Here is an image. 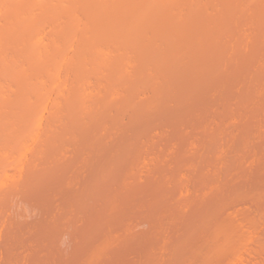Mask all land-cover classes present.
<instances>
[{"label":"rangeland","instance_id":"1","mask_svg":"<svg viewBox=\"0 0 264 264\" xmlns=\"http://www.w3.org/2000/svg\"><path fill=\"white\" fill-rule=\"evenodd\" d=\"M63 1H64V3H63L64 5L61 3ZM100 1H102V0H100ZM103 1L105 2L104 8L102 6L99 8L98 7L99 5L96 6L98 3L96 0H76V1L74 0L73 2H71L70 0H61V2H58V0H57V2L62 5V6L60 5L61 7H58L59 5H57L56 3H55L56 5H55L54 2H51L52 4H50L47 7V9H45L49 13L50 17L52 16L50 13L53 12V10H56L58 8H59L58 12H56L58 14H59V12H62V11H59V10H61L60 8H62V10H65V7H67L66 9L68 10V11H66V10L63 11L59 15L55 13L57 15V17L55 15L56 19L53 18L52 21L50 20L52 17L49 18L47 16L48 14L46 15L44 13L45 10L43 13L45 14V16H47V18H44V21H42L43 20L42 19L43 14H41V12H40L38 17H39V19L40 18L42 19V20L41 19L40 20L42 21L43 28L46 31L45 32V34H46L45 39L47 40V47L46 46H44V47L48 48V50L50 52H48L47 55H45V57L40 62L34 63L32 60V62L27 64V68H28L27 70L28 71L26 70V72H25L27 74V76L25 74L27 79L32 80V78H33V80H35V81L39 80V76L42 73L43 74L45 73L44 70L47 69L48 65L55 63L56 60H58L59 58L61 60L63 59L64 55H62V54H64V52H62V51L66 50L65 51V57L66 58L71 57L70 54H73L76 51L75 54H73V57H71L72 59H74L73 61L71 58L70 59L67 58L68 60H71V61H68V63L69 62L70 63L75 62V64H76L77 60L79 61V59L81 60L82 58H84V61L87 63V64L85 63V65H88V63H89V65L90 64L92 65L93 63L98 61L97 58L98 59L100 58L98 56L102 55V52L104 51L103 49H105V48H102L103 51L100 49L101 50V51H99L100 54L98 53V49L100 47H107L106 49H108V46H110L112 49L110 51V53L113 51L114 54H117L114 56V58L112 57L113 53H111V54L109 53L110 55L108 54L112 62L107 61L108 64L106 66V63L105 64L100 63V61H101V58H100L99 63L101 65V67L99 66V64L98 65L94 64V65L98 66V68L96 66L95 67L98 69L99 72L92 70L95 72L91 73V75H89L87 73L88 77L84 76V77H86L84 79V81L81 80L82 78H80L81 82H83L85 84V87L87 86L86 89L89 86L90 89L95 88V91H97L96 87L100 86L99 88L97 87L99 91L94 92V95H93V97L96 96L97 98L94 97L95 98L94 99L92 97L91 99H89V102H90V100L94 99L97 103L99 102L98 104H102V100H104L107 95L111 96V93L114 90V86L112 85V87H110V89H109V86H110L109 83H111V82L108 80L111 79V81H112L113 78H110V77H114V78H115V76L117 77V74H116L118 72L117 70H121L122 68L124 69V71L122 70V72H124V73L121 72L120 77L122 78V75H123V78H125L124 77L125 73H126L125 76H127V77L129 76V74H131L130 78L135 79V82H134L135 85L134 84L133 85L136 88L132 86V82L134 80H132L130 83L129 79L125 78L123 80V78L121 79L120 77H118L120 79L115 78L119 81L116 80L117 82H115V83L113 82L112 84H114L115 86L116 85L120 86V87L117 86L119 90H120V88L122 89V90H120V94L116 90V87H115V91H117L118 95H120V96L113 97V100H112L113 104L110 103L111 106H110V104H108L109 101L108 102L106 101L107 102L106 104L104 103L105 106H107V107H105L102 104L103 105L102 107H104V108L101 107L100 109H98V112L100 111V116L98 115L99 117H101V116L104 117L106 115L105 112H108V111L110 112L109 114H111V113L114 114L115 112L113 110H115L116 105L119 104L117 102H120L122 104V101L124 99L127 100V97H128L127 95L131 96V97H129V98H131V99H129V102H130V100L134 101V102H132L133 106L130 105L133 108L132 109L133 112H134L135 106H137V107H135L136 110L139 107L137 105V103H139V105L143 103L142 105L146 106L147 102L150 103L149 100L152 98L153 95L157 94V99H160L161 97L164 99L165 96L167 98H169L170 97L169 95H171V96L173 95V97H174V94L176 96V93L170 94L171 91H168L169 92V94H168L165 91H167V88H168V90H171V88H169V86L172 85V87H173L176 84L178 86L175 85V88H172V91L174 90V92H177V91H175V89H177L178 87H180V85H182L184 83H182V82H180V80L176 79L178 76L177 75L176 78H173L175 76L172 77V79H174L172 82L175 84H171V81L168 82V80H170L169 77H168V80H164V79H167V76H165L166 78H164L163 75L164 74L168 75L167 74L168 72L170 73L169 75H172L173 73L170 72V70L168 71V69L169 68L171 69V67H170L171 64L173 65L174 63H176V61H178L180 59L186 61V62L185 61L183 62L184 64L182 63L183 64L182 66H187V67L189 66L190 70L187 69V71H192L190 73H192L191 76H192L193 81L190 82L191 79L189 76V78L188 77L187 78H188V80L190 79V81H189L190 83L189 82H185V83L188 84V86L189 85L191 86V83H194V84H192L194 89H191L193 87H188V88H190V90H194V91L196 89V91L194 92L195 94L192 93L193 91L191 93L189 92L190 94H193V96H192L193 98L189 97L191 99L190 101H189V99H187L188 101L186 103L181 104L182 98L179 101V98H180L179 92L181 91V93H180L181 97H184V96H182V89L180 88L181 90H179V92H177L178 94L176 97L178 101H176V100L171 101L172 97L169 98V100L171 99L170 101L167 98H165L166 100L164 99V101H166V103L165 102L162 103V101H163V100H161L162 98L160 100H158L157 102L155 101L154 106L157 105L156 109H158V110L156 112V109L153 108L154 106L152 107V109H154L156 114L153 113L154 111L152 112L150 105H149V108L147 110H146L147 106L144 107L145 109H143V107L141 106L143 110H146L148 112L147 113L145 111L147 113L146 115L148 118V119L147 118L145 119L146 122L150 121L151 117H154L151 119L150 122H148L149 124L146 123L145 120L143 121L144 127L146 128V126H147L148 131H150L151 133L148 135L149 132H147V129H146V131H145L146 136H143L145 134L144 133L142 135V137L144 140L147 138V135H148L149 139L147 138V140H145V141L140 139L141 142L138 139L140 136H138L136 139L132 140V142L131 141L126 142L127 141L126 138L128 136H130L131 134L136 133L137 130L139 129V127L135 128L133 123L137 122V120H139L138 115H139V117L141 115V113L139 114V112H143V110L142 111L141 110L140 111L135 110V115L138 113L135 116L132 112H129L131 108H128V107H130V106L127 104L128 106L126 107V105H125L126 103H124V101H123L125 108H123L124 110L121 109V111L122 112L124 111V112L122 113L121 111L117 110V112L119 111L118 112L119 114H117L118 116L116 114H114V115L117 118L120 115L119 119L121 120V123L123 121H127L128 123L123 122L122 127H120L121 124L118 126L114 122H112L113 117L115 118V116L110 117L111 121L109 120V118L106 119V117L109 116L107 113V116H105V118H103L104 121H102V119L100 118L102 123L101 124L99 123V124L101 126L97 125L98 126L97 128L96 127L91 128L93 130L90 129L89 130L90 132L87 130L88 132L85 135V143H84V141H83V143L81 141V144H85L84 145L85 149L83 148L80 150L79 147L81 146V144H80V146H78L79 145L78 144L77 145L78 147H76V145L74 147V145L71 146V143H70L71 149L70 148L67 150L64 149L63 151L60 150L62 152V155L57 152L59 155V158H58V155L56 156L55 155L56 153L54 152L55 158L53 157V159H56V161H57V158L59 160L60 157L63 156V154H64L63 152H66L64 154L65 158L61 157L62 161H57V162H59L58 164H61V168H59V165L56 166V167H58V169L56 168L57 170L62 169L63 171L59 170L61 172H58V175H56L57 172L55 173V171H51V172H53L52 175L55 174V177L54 178L51 177L52 180L49 177L48 178L51 181H53V180L54 181L49 182L50 183L49 184L48 179L47 180L45 179V181H47L46 183L48 185L47 186L45 183V186H46L45 189L46 190H44V186H43L44 183L40 185L41 182L40 181L37 182V180H38L37 176H36L37 177L36 180H34V179H32L34 181L31 180L33 183H29L30 182L29 177H31L30 174L32 172V169H33L32 173L35 174V172H36L35 170H37L36 169L37 165L40 163V165L43 166L45 163H47L44 161L50 160V157H51L50 154L53 153V151H52V153L49 154L50 156L47 157L48 154L46 155L43 152L45 154V156L43 154L40 156L39 152L42 153V150H44V149L46 150L48 148V146H47L48 143L46 141L43 142L44 137H41L42 143H40L39 142L40 139H38V141L36 142V145H33L35 147L33 149V151H31V152L27 151L28 153H26V156H29V157H27L28 159L26 160V156H25L26 163H25L24 158L22 160V162L24 161L25 164L24 163L23 164L26 167L24 165H22V166H24L26 169L23 168L24 171L21 170L22 171L21 176H19V173H21V172L18 171V175L16 174L18 177L16 176L15 179L13 178V180H15V181L17 180L16 182H18V183L12 182L13 180H7V181H10V182H8L9 186L12 184L16 185V188L18 190H20L18 187H23V188H21L20 193L17 189H15V192H14V190H12L13 188H15V186H13V188L10 186L11 190H9V188H8V190L12 191L14 193V195L12 192H9V197H11V198L8 197L9 198L8 199L7 198L8 194L5 197V194H6L5 191H7L8 184L4 185L2 188L0 187L1 188L0 189V198H1L0 199V255L2 256V258L4 257L2 262H1L2 258L0 259V264H2V263L3 264H56V263L57 264L58 263L74 264L75 262H78V259L82 258L81 256H83V255L85 256V259H84V261H85L86 259H88V256L90 254L91 256L88 259V262L87 261L85 262V264H89V260H91V257L93 256L94 250L97 249L94 246L97 244L99 245V243H95V242L97 240L99 241V239L101 240V238H103V237L104 238L102 240L107 241L108 243L106 242L107 244L105 246V245H103V242H102V245L108 249L105 248L107 251L105 250L102 254L99 255L98 258L100 260L97 258V263L99 260L100 264H186L185 261H187L188 264H203V263H205V264H264V171H263L264 165L262 166V164L264 163V159H262V156L264 158V155H262L264 153V92H262V91H264V90H262V89H264V0H161V1L159 0L158 2H162V1L164 2L163 7L162 6L160 7V3L155 5L156 3H154V2L155 1L157 2V0H155V1L153 0L154 2L152 0L151 1L149 0L150 3L154 4V6L157 9L153 5H149L147 0H103ZM101 4L103 5V3H101ZM48 8L51 10L50 12H49ZM153 8H155V9H153ZM79 9H82L81 12H78ZM14 10H16V8ZM14 10L12 8V11H10V12L14 13ZM76 11L79 13V15H78V13H77V15L73 14V12L76 13ZM10 12H8V14ZM13 15H16V14H13ZM78 16H80V17H78ZM11 17H13V19L15 21L16 20L15 17H17V16H11ZM11 17L8 16L6 18L10 19ZM73 18H77V19L72 21ZM46 19H48L52 23V25L50 24L51 26H53V24L55 26L50 28L49 27L50 25H48V23H47L48 20L46 21L47 24L44 23ZM19 20H20V18H19ZM76 20L77 21L79 20L78 21V22H80L79 26H77L78 23H76ZM134 20H136V21H134ZM18 21H16V24L19 23ZM64 21L67 24L70 22L76 23L77 24L76 25L77 26L76 27L77 32H75L76 30L74 31V33L72 31L73 34L68 32L69 35L63 33L62 34L63 36H61V37L59 35H57V34H59L57 29H58V27H61L62 24H64ZM133 21L135 22L136 25L134 23H131ZM137 21H140L141 23L137 22ZM12 24H13V21H12ZM123 24L124 25L129 24L126 27L128 29H130L131 31L132 30L134 31V29H135V32L131 33V31H128L126 29V27H124L125 29L122 28L123 31L119 30L120 33L118 32L119 33V34H117L118 36H115L116 31L114 30L115 31L114 34L111 31L118 26L120 27V25L123 27L124 26ZM130 25H131V28L129 27ZM71 26H72V24H71ZM132 26H133V28H132ZM54 27L55 28L57 27V29H54ZM63 27L65 28V26H63ZM73 28L75 29V27H73ZM59 29H61V28H59ZM54 30H56L57 32ZM70 30H72L71 27H70ZM62 31L63 30H61V33H62ZM56 35H57V37H56ZM55 37L56 38L60 37V38L58 40V39H55ZM62 37H63V39H62ZM51 39H52L51 44L54 43V45H55V44L59 43V45H56V47H53V44H52V47H51V44H50ZM46 40H45V42H46ZM15 41L18 44L20 43L18 40H15ZM136 41H138V43ZM13 43H15V42H13ZM68 44H70V45H68ZM71 44H72V46H71ZM75 44H76V50L74 51L69 46L73 47V46H75ZM10 45H12V44H10ZM10 45L9 46L7 45V47H10V48H6L8 51L9 50L11 51ZM67 45H68V47H67ZM152 46H154V47L150 49V47H152ZM12 47H13V49L14 48L16 49L18 46L17 47L12 46ZM156 47L159 48L161 51L158 49L154 50V48L156 49ZM45 48H42L43 51ZM51 48H52V50H50ZM68 48L70 49V52H71L70 54L67 50ZM113 48L115 51L113 50ZM59 49H60V52H59ZM71 49L73 50V53H72ZM109 50H107V51H109ZM52 51H55V53H53ZM156 51H158V52H156ZM44 52H46V49ZM155 52H156V54H155ZM56 53H58V55ZM104 53H105V51L103 52V55H104ZM68 54L70 56H66ZM103 55L101 57H103ZM96 56H97V58H95ZM109 57L107 60H110ZM89 58H90V60H93V61L96 60V61L93 63H90L91 61L89 60ZM145 58H148V59L146 60ZM85 59H88V60H85ZM127 60L128 61L131 60V65H130V61L128 63ZM220 60L222 63L221 66H218L220 64L216 65L215 63L220 62ZM126 61H127V64H126ZM79 62L81 63V61H79ZM73 64H70V65L72 66ZM214 64L216 66H218V69L214 68V66H215ZM64 65H65V63H64ZM70 65H68V66H70ZM109 65H110V67H109ZM124 65H130V66H127V68L130 70H128L126 68V70H127V72H126ZM176 65H177V67L175 69L172 68L171 71L173 70V72H174V70H175V72H178L177 74H182L181 71H184L186 68L183 67L184 69H181L182 66H180L179 67L180 70H179V69H177L179 64L176 63ZM176 65H174V66H176ZM77 66H79V65L77 64ZM174 66H172V67H174ZM212 66L216 70H214L212 68ZM63 67H66V66H63ZM102 67H103V69H101ZM114 67L119 68V69H115L116 70L115 71ZM210 67L212 68V71L208 72V70L211 69ZM34 68L36 69V71L32 72V70ZM66 68H63V74H62L63 77L66 78L65 76L67 74L65 75V73H68V75H67L68 80L67 81L69 83H70V81L74 82V83L73 82L70 83V86L72 88L68 85V90L70 89L69 91L67 90V97H68L69 95H72L73 91L78 90V88L80 90V88H83V87H80V86L76 87L77 83H75V82H77V80H78V82H80L79 79L76 78L77 76L75 75L78 73L79 69L78 70H76V69L79 67H74L75 70H73V73H74L75 79H74V77H72L73 74L71 73L72 72L71 67L68 69H66ZM105 69L108 70L107 73L108 72L110 73V75L108 76L109 78H107L104 75V74H107V73H104L106 71ZM140 69L142 70V73L140 72L141 71ZM253 69H254L255 73L252 75V72H254ZM213 70H214V72H213ZM220 70H222V71H220ZM102 71H104V72H102ZM111 71L112 72L114 71V73H112V75H111ZM179 71L181 73H179ZM28 72H29V75H28ZM97 72H98V74H101V75H98ZM129 72H132L133 74L129 73ZM206 72H208V73H206ZM138 73H141V75H139L136 78L134 76V74L138 75ZM151 73H153V74L157 73V75L154 76ZM161 73H163V74H161ZM205 73H206V76H204L205 78L203 77V80H202L201 78ZM183 74H184V72H183ZM69 75L71 76L70 78H69ZM31 76H33V77L31 78ZM41 76L43 77V75H41ZM102 76H105L108 80ZM144 76H146V77H144ZM35 77L38 79L36 80ZM42 77H40V78H42ZM63 77L61 79L65 80V79H63ZM132 77H134V78H132ZM161 77H163V78H161ZM212 77H214V78H212ZM71 78H72V80H71ZM143 78L148 79V82L146 80V84H145V81L143 80ZM187 78H185L186 81H187ZM199 79H201V80H199ZM97 80L98 81L101 80L100 83L103 84L102 87H101V84ZM175 80H176V82H178V83L180 82V83L177 84L176 82H174ZM197 80L202 81V83L197 81ZM48 81H50V80H48ZM96 81H97V83H96ZM123 81L128 83V84L124 83L125 85H127L126 87H125V85L122 84ZM141 81L144 82V85L140 84V83H142ZM63 82H65V81H63ZM81 82H80V84L78 83V85H81ZM197 82H199L200 85H197L196 84ZM246 82H247V85H246ZM48 83L49 82H47V84ZM243 83H244V85H243ZM46 85L44 88H46L45 93L46 92L47 93H46V96L44 97L45 98L44 100H46L47 97L49 95H51V93L53 92L51 90L52 87H50L52 85H50V84H49L50 86L47 85L48 88L46 87ZM73 85H75L74 86L75 88H73ZM136 85L137 86L139 85L138 86L139 88H137ZM158 85H159V87H161V88L163 87L164 89H166L165 91H163V88L161 89V91L165 92L166 94H163L161 91H160L161 93L158 92L160 90L159 88H157ZM241 85H243V86H241ZM239 87H241V88H239ZM100 88H102V89H100ZM134 88L136 89L135 91H134ZM156 88L159 90H156ZM111 89H113V90H111ZM127 89L129 91H127ZM234 89H236L237 92ZM257 89H259L258 92H256ZM260 89H261V91H260ZM13 90L15 91L16 87H14V89H12L11 91L9 90L10 94L7 92L8 96H6L7 97L6 100H9V102L13 100V97H14L13 92H12ZM47 90L48 91L51 90L50 91L51 93L48 92ZM186 90H189V89L184 90V88H183V91H186ZM115 91L113 92L114 94L112 96L117 94ZM130 91L131 92L134 91L132 93L133 95H131V93H129ZM11 92H12V94H11ZM68 92L70 94H68ZM99 92L101 94H99ZM108 92H109V94H108ZM125 92H127V93H125ZM230 92H235V93L233 96H231L233 93L230 94ZM186 93L188 94V92H186ZM186 93H185V96H186V98H188ZM225 93L228 95V97L231 96L230 100H228L229 98H225V101L227 99L228 102H225L223 100ZM123 94H124V96H127V97L124 98ZM167 94H168V96H167ZM9 95L12 96L11 100H10ZM183 95H184V92H183ZM110 96H107V97H110ZM112 96H111V98H112ZM158 96H160V98ZM120 99H121V101H120ZM152 99H154V98H152ZM173 99H175V97ZM14 100H15V98H14ZM94 100H93V102H94ZM135 101H137V102H135ZM138 101H140V102H138ZM220 101H222V102H220ZM248 101H249V103H248ZM6 102L7 103L5 104V107H7V104H9L8 101H6ZM168 102H169V104H168ZM177 102H180V104ZM224 102H225V104H223ZM244 102H245V104H244ZM246 102H247V105H246ZM115 103H117V104H115ZM153 103L151 105H153ZM156 103H158V104H156ZM166 104L169 105V107L167 108V110L164 109L165 111L163 112L162 111L163 109H161V108H165ZM108 105L110 107H108ZM244 105H246V106H244ZM63 106L65 107L66 103ZM63 106L62 105H60V106L55 105L53 107V105H51V107L50 106L48 107V109L49 108H51V109H49L48 111H45L44 116L46 117V119H44V122H45L44 125L47 124L46 125L47 128H48V125H52V124H49V121H51V117L53 115H55V113H58V111L60 112V110L63 109V108L62 109H60V108ZM112 106L113 107L115 106V108L113 109ZM141 107H139V108L141 109ZM160 111H162V112H160ZM101 112L102 113L104 112L105 115L103 116ZM150 112H152L153 114L151 113L152 114L151 115ZM158 112H160V113H158ZM127 113L128 114L130 113V115H134L133 118L130 115L127 116ZM121 117L123 119H121ZM105 120H107L108 122ZM120 120H119V122H120ZM130 120H132V121H130ZM103 123L105 124V127L102 126ZM107 123H110V126L114 123L115 127L114 126L112 128L110 126L107 127L109 125ZM139 123L140 122H137V123H135V125L136 124L139 125ZM150 124H151V129L149 130ZM19 125L20 124H18L17 127L14 125L15 126V128L13 127L14 131H16V129L19 128ZM44 125H43V128L46 127ZM130 125H132L134 128V129L132 128V131L130 130L131 129ZM138 125H136V126H138ZM228 125H229V128L227 129ZM116 126H118V128H116ZM205 126H207V128H205ZM100 127H102V128H100ZM106 127H107V129L110 128L109 131L106 129ZM126 127H128V128H126ZM13 128H12V130H13ZM24 128H25V126H24ZM24 128L22 127L19 130H17V132L19 131L17 133V137L20 134V132H22V130ZM47 128H45V129H47ZM120 128H121V130H120ZM248 128L252 129L253 132H250V129H248ZM98 129L99 130L103 129L101 131L102 132L101 134L103 136H106L105 138L110 141V145H111L113 150L109 147L110 145H107V142H109V141L106 142L104 140V142H106L105 144L108 146L109 149H111V151H114L116 149L113 146H117V148L119 147L122 150V148L125 146L124 144L129 143V145L127 144V146H125V150H124L125 152L122 150L125 154L130 153L128 155V157H127V155H126V157H122V155L125 156V154L122 151L121 152L118 151L115 154L116 156H113L115 159V160L113 159L115 161L114 162L115 166H113L114 168L112 167L111 171H110V169L108 171H106L104 173V175H97L96 174L98 164H101L100 163L101 160L99 162V158H102V157H100V154L98 156L97 155L98 153L96 154L95 152H93L91 150V145H90L91 132L93 131V133L95 134V132L96 133L99 132ZM116 129H119V130H116ZM223 129H225V130H223ZM254 129H255V131H254ZM257 129H258V131H256ZM104 130H106V131L104 132ZM122 130H124V131L122 132ZM247 130H249L250 133L247 132ZM107 131L109 132L108 134L112 133V134H114V136L112 134L108 136V134H106ZM111 131L116 132V133H113ZM125 131L128 133H126ZM223 131H224V133H222ZM245 131L250 136L246 135ZM259 131H260V133H259ZM119 132H121V133H119ZM14 133H15L14 134V136H15L16 132H14ZM117 133L122 135V136L118 135ZM254 133L255 134L257 133L258 135L260 134V136H261V133H263L262 138L259 137L260 139L258 138L259 140H256L257 139L256 136H258V135L257 134L254 135ZM97 134L100 135V132ZM219 134H220V136H219ZM228 134H229V136H228ZM252 134L255 136V138H254L255 142H253L254 140L251 138V137H254V136H252ZM102 135L100 136L101 138H103ZM226 135L228 136V139L230 136L233 138L236 137L239 139V140L236 139V141H237L236 142L235 138H234V142L233 141L231 142V144L236 142L235 145L233 144L234 147L236 146V148H234V147H233V149L226 148V150L227 149L231 150V152H233L236 149L235 150L236 153L233 152L235 157L237 156L236 155L237 153H239V155H240V157H239L240 160L238 158L237 159L238 161H237L234 158V160H236L237 162L234 161L236 169L232 168L233 171L232 170L230 171L229 168L228 169L226 168V166L224 165L226 163H223V161L221 162V160H225V159H226V161L230 160V158L227 159L228 157L227 158L225 157V159H222V156L224 158L225 153L220 154V157H218V159H216V160H215V157L212 156L213 154H211V153H213V150L216 147H218V145H219L218 148H221L220 145L224 141H225L224 143L227 142V136ZM224 136H226L225 139L223 138ZM247 136H248V138H247ZM214 137H215V139H214ZM216 137H218L217 140L223 138L224 141L222 139V142H220L221 141L220 140L219 141L220 144L219 143L217 144L216 143L217 142ZM249 137L251 138V140H250L251 142L249 141L251 144L248 143L250 146L246 145V142L249 140ZM19 138H20V136H19ZM120 138H121V140H120ZM123 138H125L126 141H124ZM233 138H231V139L233 140ZM110 139H112V141ZM118 139L120 140V142L118 141L119 143H117V142L115 143L114 141L115 140L117 141ZM127 139H129V138H127ZM137 139H138V142L136 141ZM204 139H206V141L211 139L209 141L210 144H209V142L207 143L206 141L203 142ZM231 139H229V140L231 141ZM14 140H16V139H14ZM211 141L213 142V144H211L212 143ZM230 141H228V142H230ZM17 142H19V140ZM21 142H23L22 139H21ZM21 142L17 143L16 146L14 145L15 147H12V150L9 149L11 152L14 151L13 155L15 154V151L17 152V150H19L20 146H18V145L21 144ZM38 142H39V144H38ZM142 142H144V143H142ZM214 142L216 143V145ZM120 143H122V145ZM130 143L131 144L135 143L132 146V149L134 148L133 150L131 149ZM13 144H16V143H13ZM41 144L43 146L46 145L47 148L44 147V149H42V147H40V146H42ZM113 144H116V145H113ZM258 144H259V147H256V146H258ZM207 145L208 146L210 145V146L208 147ZM213 145L215 147H213V149L211 148L209 150L211 152H208V150L205 152L206 148L208 149ZM226 145L225 146L221 145V146H223V148H224V147H226ZM128 146L130 147V150H128V148H127ZM251 146H253V147H251ZM36 147L39 149V151ZM65 147L68 148L67 145ZM249 147L253 148L252 153H250L251 150ZM126 148L128 150L127 152H126ZM30 150H32V149H30ZM35 150H37L38 153ZM226 150H224V151H226ZM253 150H255V153L259 152L258 155H257V153L255 154ZM67 151H68V153L69 152L70 153L68 154ZM227 151H226V154H228ZM11 152L8 154V156H10ZM207 152L210 153V155ZM228 152L230 154V151H228ZM33 153H34V155H33ZM71 154H72V156H71ZM120 154H122V155H120ZM202 154H206V155H202ZM253 154H254V156H253ZM13 155L11 154L12 160L14 157ZM199 155L205 157V159H206L205 164L203 162L204 157H202L201 160H199L201 157V156L199 157ZM255 155H257V156H255ZM32 156H34L33 159H32ZM36 156H38V157H36ZM120 156H121V158H123V161H122V159L121 160L118 159ZM190 156H192L191 157L192 159H190ZM196 156H198V157H196ZM209 156H212V158H211L212 161L210 160ZM226 156H228V155H226ZM68 157L71 158L70 159L71 161H69L71 163H72L73 157H74V159H76V161L73 160V161H75L73 163L74 165L67 162L69 159H66V158H68ZM207 157L209 158V160H207L208 159ZM5 158H6V161H3V160H5ZM11 158L4 157V159H2L3 162L2 161H0V162H2V163L6 162V164H7V162H8L7 159L10 160ZM188 158L190 160L185 165L183 163V161H185V159H186V162H187ZM194 158H195V160H194ZM196 158L199 161H196ZM53 159H52V161H53ZM241 159H244V161L243 160L241 161ZM262 160H263V163H262ZM41 161H43L44 164ZM64 161H66L68 163V164L64 163V166H65V164H66V166H70L69 164H71L72 166H75L74 168L71 166L73 171L70 167H68L69 168L68 169L65 166L68 169L67 170L64 166H62L63 163H61V162H64ZM194 161H196V163L200 162L199 165L195 164ZM206 161H208V162L214 161V164L215 163L216 164L213 165L214 167H211L212 165L210 166L209 163ZM10 162H11V160L8 163H10ZM54 162H55V160H54ZM54 162H52V164H50L48 161V163L50 165L47 164L46 167L48 168V166H51V169L53 168L54 170H56L54 168V165H53ZM220 162H221V164L223 163L222 164L223 167L220 166L221 164L218 165V163H220ZM31 163H32L31 168L28 169V166ZM121 163L123 164V166L121 165ZM133 164L136 165L137 167L135 166L136 167L135 168ZM242 164H244L243 167L241 166ZM40 165H39V167H41ZM120 165H121V167H120ZM193 165H195L196 167L194 166L195 168L192 169L191 166H193ZM198 166H199L200 170L198 169V171H196L195 169L198 168ZM200 166H201V168H200ZM215 166H216V168H215ZM217 166H219L220 168L222 167L221 168L222 170L225 169L224 172L220 171V172H223V173H220L219 172L220 169L218 168L219 169L218 170ZM62 167H64V169ZM244 167H245V169L247 168L249 170L247 171V169L246 170L243 169ZM47 168L44 170H47ZM91 168H92V171H91ZM204 168L206 170L205 172L202 171V170H204ZM209 168H212L211 169L212 171H210ZM213 168H214V170H213ZM237 168H240V171L244 170L243 173L238 171L239 169H237ZM260 168H262V169H260ZM38 169H42V167L38 168ZM216 169L218 171L215 173ZM230 169H231V167H230ZM241 169H243V170H241ZM250 169H251L253 175L256 172V175H255L256 177L252 175ZM207 170H209V171H207ZM126 171L127 172L132 171V173L134 172L135 174L133 173L132 176L130 174L131 178H129L130 176L128 175L129 176L128 177L129 179H128L126 174H129V172L125 173ZM137 171H138V174H137L138 176L136 178L135 176H136ZM47 172H50V171H47ZM73 172H74V175H72ZM210 172L212 174L215 173L214 175H217L216 177L221 176V178L224 176H227L226 174L228 173V176L223 178V181H221L222 185H221V183H219L221 186V187L219 186L220 188L217 186L219 184H216V186L218 187V188H216V191L212 188L213 186L215 188V183L212 186V185H209L208 182H210L209 180H211L212 178L213 179L214 178L218 179V178H216L214 175L212 176V174H208ZM218 172H219V174H218ZM231 172H233L234 174L236 172L237 173L239 172V173L238 174L236 173L237 175L235 176V179H234L233 178L234 174ZM61 173H63V174H61ZM68 173H69V175H68ZM244 173H245V176H243V177L246 179H244L242 177V175H244ZM247 173H248V175L250 173V175L248 176L249 178L253 176L252 178H250L251 181L255 182L253 180L254 178H255V180H257L256 184L250 182L249 178L247 177ZM81 174L84 178L81 176ZM201 174H202V176H201ZM220 174H222L223 176ZM64 175H65V177H64ZM75 175L77 176V178ZM22 176H23V178H22ZM26 176L28 178L27 181H29L28 182L29 184L27 182H25ZM80 176L82 177L83 180L80 179L81 178ZM124 176H126V178L128 180H126L124 178ZM209 176L211 178L208 180ZM78 177H80V178H78ZM200 177H201V180H199ZM241 177L244 180L240 179ZM21 178H22V180H20ZM91 178H92V180H91ZM132 178H133V180H132ZM56 179H58V180H56ZM123 179H125V180L122 181ZM23 180H25V181L23 182ZM41 180H43V179H41ZM80 180H82V181H80ZM157 180H160V181H157ZM198 180H199V182L202 180L203 181L200 182L201 183L200 184L198 182ZM232 180H235V181L232 182ZM245 180H247V182L249 181L250 183L249 182L247 183ZM20 181H21V183H25V184L23 186H21ZM35 181L37 183H35ZM75 181L77 183L76 184L77 186L74 184ZM131 181L133 182V184ZM154 181H157V182H154ZM215 181L217 183L219 182L217 180H215ZM80 182L82 184L79 185ZM123 182H125V183H123ZM224 182H227L226 186H228V183H230L229 185H231V186H228L229 188L226 187L228 189V191H226V192L224 191V188H222L223 186H225L223 184ZM66 183L67 184L72 183L71 186L69 184L68 188L72 187V189H75L76 192L72 191V189L68 191ZM91 183L95 184V185L92 186ZM164 183L167 184L168 187L170 186V188H168L167 185H165L167 188L165 186H163ZM198 183H199L200 187L197 185ZM34 184H35V186H34ZM51 184H53V185H51ZM154 184L158 185L159 188H161V187L163 188L162 190L161 189L160 190L165 191V192H163L164 195H162V196H164V198H166V196H167V195L165 196V193L167 194L168 189H169L168 192L170 190L172 191V193L171 192H170V194L168 193V197H169L168 202H170V204L167 202L166 199H163L161 201V199L163 198L161 196H158L159 198L158 197L157 198L152 197V193L153 194L155 193L153 191H157L156 187H153V189L156 188L155 190L150 188V186H153ZM204 184H208V186H212L211 188L213 189V191L210 190L211 188L208 189L210 191V192H208L209 194L205 193L206 191L205 192L202 191V190H207V189H205ZM232 184H233V187L236 186L238 188L235 189V187H234V189H233ZM241 184H242V186H241ZM36 185H37V187H36ZM81 185H85V187H84L85 190L88 186L87 190L89 192L87 190L86 191L84 190L85 192H83V190L79 189L80 187H83ZM250 185H253V186H250ZM5 186H7V187H5ZM78 186H79V188H77ZM89 186H90V188H89ZM91 186L93 188H91ZM31 187L33 188V190H27V188L32 189ZM38 187H40V188L38 189ZM53 187H54V189L57 187L56 188L57 191L54 190ZM130 187H132L130 190L136 192L134 194V192L131 191L132 193H130V194H133L131 196L128 193ZM201 187H203L204 189ZM245 187H246V189H245ZM254 187H256V188L251 189ZM24 188L26 190L25 193H24V191H25ZM36 188L38 189V191ZM63 188L64 189L67 188L66 191H68V192H65V190H63L67 196L65 195L64 192L61 193L62 190L61 191L59 190V189H63ZM76 188L79 190L77 191ZM199 188H201L202 190ZM140 189H142V190H140ZM164 189H167V190H164ZM195 189L201 190L202 192L200 193V191L198 192ZM227 189H225V190H227ZM230 189L231 190L233 189V192ZM1 190L4 191L5 194ZM22 190H24V191H22ZM39 190H41V191H39ZM42 190H44L45 193H43ZM49 190H50V194L48 195ZM52 190H54L56 192V194H55V192H52L53 194L51 195ZM137 190H140L139 193H141V194H139L137 192ZM160 190L157 192H161ZM243 190H244V192H243ZM247 190L249 192L252 191V193L250 192L251 194H255L253 192V191H255L256 193H258L259 196L257 194H255L256 196L253 195L254 197L251 196L252 198H250V197H248V195L250 196L251 194L249 193L247 195L246 194ZM256 190H258V191H256ZM29 191H31L33 193L29 194ZM119 191H120V193H119L120 198L118 199L119 201L117 203V206H115V208H114L115 212L116 213L118 212L117 213L118 216L116 215V213H114L115 215L111 214L114 217L110 216L108 218L112 217L115 219V216H117V217L122 216V217L120 219L116 218V220L111 218L112 221H110V219H108V220H106L107 223L105 224V222H106V221H104L105 216H103L104 218L101 217V219H100L99 217H97L96 211L97 210L99 211V209L101 208L100 206L103 205V202H102L103 198L110 196L112 194H115L116 192L118 193ZM147 191H149V192H147ZM27 192H28V194H27ZM40 192H41V194H40ZM80 192H82L81 193L82 198H81ZM203 192L205 193L204 195H202ZM142 193H144L143 195H145V193H146V195L148 194L147 196H144L145 198H147L148 196L149 197L147 199H145L144 197H141V200H139L138 197L140 195H142ZM216 193L220 196H217ZM223 193H224V196L221 195ZM230 193H231V196H230ZM240 193H241V195H238ZM11 194H12V196H11ZM21 194H22V196L24 194H26V195H24V197H21V196H19ZM36 194H38V195H36ZM92 194H95L96 197H94V195H92ZM128 194L130 197L128 196ZM172 194H173V196L176 195V197L175 196H174L175 198L171 197ZM195 194H199L200 197L197 196L198 197L197 198ZM226 194L227 195L229 194L228 199H226V197H228V196H226ZM243 194L246 195L247 199H243L244 198ZM28 195H30L31 197L33 196L34 200L30 196H29L30 199H29V197L27 198ZM44 195L46 197V202H45ZM59 195H60V197H59ZM63 195H65V197H63ZM78 195H80V197ZM35 196L36 197L38 196V197L36 198ZM156 196H157V193H156ZM235 196L237 198L239 197L238 199H241V200L240 201L238 200V202L234 201L235 203L233 201L228 203V200H232L231 198H233V197L235 199L236 198ZM241 196H243V198ZM12 197H13V199H12ZM15 197L18 200L15 199ZM47 197H49V198H47ZM61 197H63L64 199ZM150 197L152 199H154V201L151 200L152 203L153 202L156 203V201L162 202V204H161L162 207L159 206V204H158V206H155L153 208V206L155 204L154 205L151 204V202H150L151 198ZM201 197H203V198L205 197V198L201 199ZM218 197L219 198L225 197L224 199L222 198L223 201L226 200L225 205L223 204L224 202L219 200ZM258 197H260V198L258 199ZM5 198H7V199H5ZM51 198L53 201L50 200ZM126 198H127V200H126ZM249 198H250V200H253L252 202H254V204H252L251 201L248 200ZM20 199L22 201H20ZM72 199H74V200H72ZM75 199H76L77 203H74ZM89 199H91L92 201ZM143 199H145V200L142 201ZM174 199H176V200L174 201ZM192 199L197 200V201L192 202ZM199 199H200V201H199ZM255 199L257 200V204H256ZM6 200H9V202ZM13 200H14V202L16 201V203H15L16 205H14ZM78 200H79V202H78ZM164 200H165V203L163 202ZM180 200H181V202L186 201V203L183 202L181 205V202H178ZM189 200H191L190 202H192L193 204L188 203ZM235 200H237V199H235ZM4 201H5L6 205L4 204ZM49 201H51L53 205H51V203H49ZM56 201H58V202H56ZM62 201H63V203L65 201L66 202L63 204ZM67 201H68V203H67ZM172 201L174 202V204ZM219 201H221V202H219ZM258 201H261V202L258 203ZM262 201H263V203H262ZM19 202H20V205H19ZM39 202L41 203V206H42V202H45V203H43L44 205L41 207L39 205ZM144 202H146V203H144ZM171 202H172V204H171ZM200 202L202 204H200ZM87 203H89V204H87ZM178 203H180V205H181L180 210L182 209V213H180V211L179 212L177 211L178 208L180 207ZM217 203L218 204L221 203V204L217 207L216 206ZM9 204H10V206H9ZM21 204H22V206H25V205L28 206L27 208L25 207L24 211L26 209L27 210L31 209L29 214H25L27 212V210L25 213H24V211H22ZM47 204L50 206H48ZM70 204H71V206H70ZM83 204L87 207L83 206ZM96 204H98V206L94 208V206H96ZM167 204H169L170 206ZM186 204H188V205H186ZM258 204H259V208H260L259 210H258V207H256ZM17 205L21 209L17 208ZM57 205H58V207H57ZM36 206H39V207H36ZM45 206L47 207V209ZM260 206H262V207H260ZM157 207L162 208V209L169 207L170 210H171V208H174L175 210L173 209V211L171 210V212L175 213V214H173L170 217L168 215V213L170 214L171 212L169 211L168 213L165 214L167 219L165 218V220H164L165 222H163V220H161L162 216L160 218V216L158 215V212H157V211H160V209H158V210L155 209ZM176 207H177V209H176ZM38 208H40V209H38ZM58 208H59V210H58ZM65 208H66V210H65ZM71 208H73V209L76 208V209H74V210H77L75 212L76 213L79 212V213L76 214L75 212H73L74 210ZM214 208H217V211H216V209L214 210ZM37 209H38V212H37ZM52 209H55V210H52ZM9 210L10 211L13 210L12 211L13 213H11ZM33 210H35V211H33ZM68 210H69V212H68ZM154 210H156V212ZM166 210H168V209H166ZM257 210L259 212H257ZM40 211H41V213H40ZM50 211H53L55 214L53 216L58 217V218H54L53 216H51L53 214V212L51 213ZM152 211L155 213H153ZM163 211L164 210H162V212ZM31 212H32V214H31ZM9 213H10V215H9ZM73 213H75L76 215ZM95 213H96V217H95ZM119 213H120V215H119ZM176 213H177V215L178 214H180V215L177 216ZM24 214L26 217L24 216ZM36 214L37 215L39 214V215L37 216ZM41 214H42L44 219L41 218L42 217ZM49 214H50V216H48ZM28 215H30V216L28 217ZM35 215H36V218H35ZM83 215H85V219H84ZM157 215H158L159 219L157 218ZM165 215H163V216L165 217ZM167 215H168V217H167ZM174 215L176 218L174 217ZM22 217L23 218L25 217L26 220H25V218L23 219ZM50 217H51V219H50ZM169 217L171 218V222H170ZM172 217H174V218H172ZM208 217H210V218H208ZM48 218H49V220H48ZM64 218H66V220ZM89 218L92 220V222H90ZM168 218H169V220H168ZM13 219H14V221H13ZM36 219H37V221H36ZM38 219H40V220H38ZM60 219H62V220H60ZM81 219L85 221V222L83 221L84 224H82ZM106 219H107V217H106ZM173 219H174V221H173ZM20 220L22 222L24 221V223H21ZM46 220L49 222H47ZM99 220H100V222H99ZM41 223L42 224L44 223L43 224L44 226L43 225L41 226ZM101 223H102V225H101ZM14 224H15V227H14ZM30 224L32 225L31 226L32 231H31ZM49 224H52V225H49ZM18 225L19 226L21 225L22 227L21 226L19 227ZM65 226H66V228H65ZM99 226H100V228H99ZM44 227L49 229V230L45 229V231L47 230L48 232L47 231L45 232L44 229L42 232V228H44ZM92 227L94 229H97V228L98 229L94 230ZM16 228H19V229L16 230ZM52 228H54V229H52ZM221 228L223 229L222 233L225 231L230 233V237L227 240H225L226 242L223 243L225 245L223 250H220V251L218 250L219 252H217V250H216L215 253H214V251H211V252H213L212 254H210L211 252H209L207 254L202 253V256L200 258L203 260H201L200 258H197L199 255H196L197 259H194L195 255L192 256L193 253L196 252L194 250L198 251V248L202 245V242H204V240L205 241L207 240L205 238L207 236V233L212 232L215 229H219L221 231ZM91 229H93V230H91ZM224 229H225V231H224ZM75 230L77 231L78 234L76 233ZM219 230L218 231L215 230V231L217 233L219 232L221 234V232ZM19 231H21V232L19 233ZM52 231H55V232H52ZM91 231H93V233L97 232L96 235L92 233V235H91L92 237H91L90 236ZM207 231H209V232H207ZM49 232H51V233L49 234ZM63 232H65V233L63 234ZM14 234H16L15 235L16 237H14ZM97 234H99V235H97ZM220 234H219V236H220ZM2 235H3V237H1ZM17 235L21 238L17 237ZM45 236L47 237V239H46L47 244L45 242L44 243L41 242L42 240L44 241ZM221 236H220V238H221ZM8 237H11V238H8ZM82 238H84V239H82ZM222 238H223V236H222ZM9 239H11V240L9 241ZM19 239L21 241H19ZM104 239H107V240H104ZM70 240H72V241H70ZM58 241H59V243H58ZM221 241H222V239L218 243H220ZM17 242L19 243L18 245L16 244ZM11 245L14 246L13 249H12L13 246H11ZM57 246L59 247V249ZM15 247L16 248L19 247V248H17V250H16ZM20 248H22V249H20ZM5 249H6V252H5ZM14 250H16V251H14ZM144 250L148 254H146ZM59 251H60V253L62 251V253H64V254L61 253L62 254L61 255L59 253ZM140 251H142V252L140 253ZM149 252H150V255H149ZM14 253H15V255H14ZM75 253H76V255H73L75 257H72V254H75ZM142 253L144 254V255H142L143 258L141 257ZM191 253H192V255H191ZM194 254H198V252H196ZM208 254H210V255H208ZM3 255H5V256H3ZM16 255H18V259H17ZM187 255H188V257H187ZM204 255H206V258H202ZM11 256H12V260L10 259ZM147 256L149 258L150 257L151 258L149 259ZM189 257L191 258L190 260L187 259ZM10 260L15 262V263L11 262ZM195 260H197V262L199 260V263H195ZM19 261H20V263H19Z\"/></svg>","mask_w":264,"mask_h":264},{"label":"bare ground","instance_id":"2","mask_svg":"<svg viewBox=\"0 0 264 264\" xmlns=\"http://www.w3.org/2000/svg\"><path fill=\"white\" fill-rule=\"evenodd\" d=\"M71 2H73L74 0H70ZM76 1V0H75ZM98 3H97V5L96 6H98L99 8L102 6L103 8L105 7V2L102 0V1H98V0H96ZM151 1V0H150ZM150 1L149 0H147V2L149 3V5H153L154 6V4H151L150 3ZM153 1V0H152ZM155 1V0H154ZM153 1V2H154ZM159 0H157V2H158ZM161 1V0H160ZM51 2H54V4L56 3L57 5H59L58 7H61L62 5L60 4V3H58V2H61V0L59 1L58 0V2H57V0H0V161H2V159H4V157H9V158H11V154L13 155V153H14V151L13 152H11L10 150H12V147H15L16 145H17V143H20L21 142V139H22V141L23 142H21V144H19L18 146H20V148H19V150H17V152L15 151V154L12 156L13 157V160H12V158L10 159L11 160V162L10 163H8L10 160H8L7 159V164H6V162H4V163H2L3 161H6V158H5V160H3L2 162H0L1 164H0V187L2 188L4 185H6V184H8V182H10V181H7V180H13V178L15 179V177L18 175V171L19 172H21V173H19V176H21L22 175V171H24L23 170V168L24 169H26L25 167V163H26V160L28 159L27 157H29V156H26V153H28L27 151H33V149L35 148L33 145H36V142L38 141V139H40L39 140V142L40 143H42V138L41 137H44V139H43V142L44 141H46L48 144H47V146H48V148H47V146L45 145V146H43L42 144V146H40V147H42V149H44V147H46L47 149V151L44 149V150H42L41 148V150H42V153L41 152H39V154H40V156L43 154L44 156H45V154L47 155V157L48 156H50L51 155V157H50V160H48L49 161V163L52 161V159H53V157L55 158V156H54V154L57 156L58 155V153L59 154H61L62 155V152L61 151H63L64 149H69L72 145H74V147H75V145H76V147H78V146H80V144H81V141H82V143H83V141H84V143H85V135L87 134V132L91 129V128H94V127H98L97 125H100L101 123H102V121H104L103 120V118H105V116H107V113H108V117H106V119H108L109 118V120L111 121V118L110 117H113V116H115L114 114H119L118 112L119 111H121V109H123V108H125L124 107V103H126L125 105H126V107L129 105H132V102H134V101H132V100H130V102H129V99H131V98H129V97H131V96H129V95H127V96H124V94H123V97L125 98V97H127V100L126 99H124L123 101H124V103H123V101H122V104L120 103V102H117V103H119L118 105H116V109L115 110H113L114 108H115V106L113 107L112 106V110L115 112L114 114L113 113H111V114H109L110 112L108 111V112H105V114H104V112L102 113V115L104 116V117H99L100 116V111L98 112V109H100L103 105L105 106V104L108 102V104H110V103H112V100H113V97H115V96H120V95H118V92H119V94H120V90H122L121 88H120V90L118 89V87H120V86H118V85H114V84H112L113 82L115 83V82H117V81H119V80H117V79H120L121 77V72H122V70L124 71V69L122 68L121 70H117L118 72L116 73L117 74V77L115 76V78H117V79H115L114 77H110V78H113L112 79V81H111V79L110 80H108L107 78H109L108 76L110 75V73L108 72L107 73V71L108 70H104V71H102V72H104V73H107V74H104L105 76H102V77H105L108 81H110L111 83H109V89H110V87H112V85L114 86V90L113 89H111V90H113L112 91V93H111V96L114 94L113 92L115 91V87H116V90L118 91H115L117 94H115L114 96H112V98H111V96L110 95H107V96H110V97H107L106 95V97H105V99L104 100H102V104H98L94 99V97H96V96H94L93 97V95H94V92H97V91H99L98 90V88L100 87H96V90L97 91H95V88L93 89L92 87V89H90L89 88V86H88V88L86 89V87H85V84L83 83V82H81V80H83L84 81V79L86 78V77H88V75H87V73L89 74V75H91V73H94L95 71H98V66H96V65H98L99 64V66L101 67V65H100V63H103V64H105L106 63V66H107V61H111V59H110V57H109V55L111 54V53H113V51L110 53V51L112 50L111 49V47L110 46H108V49H106L107 47H100L99 49H98V53H99V51H101L102 50V48H105V49H103L104 51H105V53H104V55H103V52H102V55H103V57H101L102 55H99L98 53V57H100L101 58V61H100V63H99V60H100V58L98 59L97 58V56L95 57V58H97V60L98 61H93V60H90V58H89V60L91 61L90 63H93V62H95V63H93L92 65L90 64L89 65V63H88V65H85V61H84V58H82L81 60L79 59V61H81V63L77 60H75L76 61V64H75V62H69L68 63V61H71V60H68L67 58H71V57H73V54H75V50H76V44H75V46H73V47H71L72 46V44L74 43H72L71 44V46H69L70 48H72L75 52L73 53V50L71 49V51H72V53L73 54H70L71 52H70V49L68 48L67 50H68V52H69V54L71 55V57H65V51H62V52H64V54H62V55H64L63 56V59L61 60L60 58L58 59V60H56V62L55 63H53V64H51V65H48V67H47V69H45L44 71H45V73L43 74H41V75H43V77L40 75L39 76V80H37L38 78H36V80L37 81H35V80H33V76H31V78H32V80L31 79H27V74L25 73L26 72V70L28 69L27 68V64H29L30 62H32V60H33V62L34 63H38V62H40L44 57H45V55H47V53L48 52H50L49 50H48V48H45L44 46H46L47 47V40L45 39L46 37H45V29L43 28V25H42V21H44V18H47V16L49 17V18H51L50 20L52 21V19L53 18H55V15L56 14H58V13H56V12H58V9H56V10H53V12H51L50 14L52 15L51 17H50V15H49V13L47 12V10H45V9H47V7L50 5V4H52ZM146 2V3H147ZM156 1L154 2V3H156L155 5H157V4H159L160 3V7L162 6L163 7V5H164V2L162 1V2H158L157 3ZM62 4L64 3V1L63 2H61ZM101 3H103V5L101 4ZM55 4V5H56ZM101 4V5H100ZM145 4V3H144ZM61 5V6H60ZM64 5V4H63ZM146 6V5H145ZM148 6V5H147ZM57 7V6H56ZM155 7V6H154ZM12 8H13V10L16 8V10H14V13H11L10 11H12ZM50 8V7H49ZM48 8V9H49ZM67 7H65V10L66 11H68L67 9H66ZM149 8V7H148ZM156 8V7H155ZM155 8H153V9H155ZM11 9V10H10ZM61 10H59V11H65V10H62V8H60ZM150 9V8H149ZM157 9V8H156ZM10 10V11H9ZM44 10H45V12H44ZM81 10L82 9H79L78 10V12H81ZM51 10L49 9V12H50ZM8 12H10L9 14H8ZM40 12H41V14H43V16H42V21L39 19V14H40ZM47 15V16H45V14ZM62 12H59V14L60 13H62ZM77 11H76V13L75 12H73V14H75V15H77V13H78ZM56 13V14H55ZM8 14V15H7ZM13 14H16V15H13ZM58 14V15H59ZM78 15H79V13H78ZM137 15V14H136ZM135 15V16H136ZM8 16H17V17H15V21H14V19H13V17H11L10 19H7L6 17H8ZM40 16V17H41ZM54 16V17H53ZM70 16V15H69ZM72 16V15H71ZM56 17H57V15H56ZM78 17H80V16H78ZM77 17V18H78ZM140 17V16H139ZM19 18H20V20H19ZM77 18H73V20L72 21H74L75 19H77ZM136 18V17H135ZM134 18V19H135ZM12 19V20H11ZM56 19V18H55ZM19 20V21H18ZM48 19H46L45 20V22L44 23H46V21H47ZM12 21H13V24H12ZM16 21H18L19 23H17L16 24ZM66 21V20H65ZM65 21H64V24H62V26L61 27H58V29L59 28H61V29H57V27L55 28L54 27V29H57V31H58V33L59 34H57V35H59L60 37L61 36H63L62 34L64 33V34H68L69 35V33H72V31H73V33H74V31L76 30V27L77 26H79V23L80 22H78L77 20H76V23H78V25L76 24V23H65ZM134 21H136V20H134ZM131 22V23H134L135 24V22ZM50 21L48 20L47 21V23H48V25H52V23L50 22ZM137 22H140V21H137ZM15 23V24H14ZM46 23V24H47ZM141 23V22H140ZM67 24V25H66ZM71 24H72V26H71ZM47 25V26H48ZM49 26L50 28L51 27H53V26H55L54 24H53V26ZM77 25V26H76ZM122 25V24H121ZM120 25V27L118 26V27H116V28H114L111 32L114 34L115 33V31H116V34H115V36H118L117 34H119L120 32H119V30H122L123 31V29H125L124 27H126L127 25H129V24H123L124 26L122 27ZM133 25V24H132ZM136 25V24H135ZM63 26H65V28L63 27ZM141 26V25H140ZM70 27L72 28V30H70ZM73 27H75V29L73 28ZM130 28H131V25L129 26ZM135 27V26H134ZM46 28V27H45ZM48 28V27H47ZM123 28V29H122ZM132 28H133V26H132ZM126 29L128 30V31H131L130 29H128L127 27H126ZM138 29V28H137ZM61 30H63L62 31V33H61ZM115 30V31H114ZM54 31H56V30H54ZM56 31V32H57ZM60 31V32H59ZM69 32V33H68ZM75 32H77V30L75 31ZM119 32V33H118ZM133 32H135V29H134V31L132 30L131 31V33H133ZM32 33V34H31ZM72 33V34H73ZM57 35H56V37H57ZM75 35V34H74ZM135 35V34H134ZM65 36V35H64ZM72 36V35H71ZM28 37V38H27ZM55 37V39H58L59 40V38L60 37H58V38H56ZM66 37V36H65ZM136 37V36H135ZM27 38V39H26ZM67 38V37H66ZM70 38V37H69ZM137 38V37H136ZM62 39H63V37H62ZM119 39V38H118ZM14 40V41H13ZM15 40H18L20 43L18 44ZM45 40H46V42H45ZM140 40V39H139ZM13 42H15V43H13ZM22 42V43H21ZM51 42H52V39L50 40V44H51ZM71 42V41H70ZM137 43H138V41H136ZM10 44H12V45H10ZM14 44V45H13ZM18 44V45H17ZM22 44V45H21ZM49 44V45H50ZM53 44V47H56V45H59V43L58 44H55L54 45V43H52ZM52 44H51V47H52ZM7 45L9 46H11V51L9 50H7L6 48H10V47H7ZM68 45H70V44H68ZM68 45H67V47H68ZM74 45V44H73ZM12 46H15V47H17L16 49L14 48L13 49V47ZM21 46V47H20ZM49 47V46H48ZM59 47V46H58ZM110 47V48H109ZM154 46H152V47H150V49L151 48H153ZM42 48H45L46 49V52H44L45 51V49H44V51H43V49ZM66 48V47H65ZM75 48V49H74ZM54 49V48H53ZM101 49V50H100ZM110 49V50H109ZM160 50L159 48H157L156 47V49L154 48V50ZM50 50H52V48L50 49ZM63 50V49H62ZM107 50H109V51H107ZM113 50H114V48H113ZM107 51V52H106ZM115 51V50H114ZM161 51V50H160ZM53 53H55V51H52ZM59 52H60V49H59ZM58 52V53H59ZM156 52H158V51H156ZM156 52H155V54H156ZM58 53H56L57 55H58ZM110 53V54H109ZM61 54V53H60ZM67 54V53H66ZM66 55V56H70V55ZM109 54V55H108ZM106 55V56H105ZM113 55V56H112ZM111 56L114 58V56L115 55H117V54H112ZM161 55V54H160ZM230 55V54H229ZM61 56V55H60ZM228 56V55H227ZM65 57V58H64ZM108 57H109V59L110 60H107L108 59ZM159 57V56H158ZM67 61H66V60ZM72 59V58H71ZM146 60L148 59V58H145ZM184 59V58H183ZM74 59H72V61H73ZM85 60H88V59H85ZM181 60V59H180ZM178 60V61H176V63L177 64H179V66H178V68L177 69H179V67L180 66H182L184 63V61L185 60ZM128 61V60H127ZM127 61H126V64H127ZM130 61V65H131V60H129ZM129 61H128V63H129ZM156 61V60H155ZM112 62V61H111ZM157 62V61H156ZM186 62V61H185ZM64 63H65V65H64ZM162 63V62H161ZM176 63H174L173 65L171 64V69L173 68V69H175L176 67H177V65H176ZM183 63V64H182ZM70 64H73L72 66L70 65ZM77 64L79 65V66H77ZM87 64V63H86ZM94 64H96V65H94ZM110 64V63H109ZM113 64V63H112ZM111 64V65H112ZM216 65H218V64H220V65H218V66H221V60H220V62H216L215 63ZM214 64V65H215ZM68 65H70V66H68ZM130 65H124V67H125V71L127 72V70H126V68H127V66H130ZM174 65H176V66H174ZM214 66V68H217L218 69V66ZM29 66V65H28ZM63 66H66V67H63ZM79 67V68H77L76 70H78V73L77 74H75L77 77V79H79V81L81 82V85H78V83L80 84V82H78V80H77V82H75V83H77V85H76V87L78 86H80V87H83V88H80V90H79V88H78V90H75V91H73L72 92V95H69L68 97H67V90H68V85L70 86V83L71 82H73V81H70V83L67 81L68 79H67V75H68V73H65V77L66 78H64L63 77V68H66V69H68V68H70L71 67V69H72V74H73V76L72 77H74V73H73V70H75L74 69V67ZM94 66V67H93ZM97 68H96V67ZM113 66V65H112ZM111 66V67H112ZM172 66H174V67H172ZM73 67V68H72ZM109 67H110V65H109ZM121 67V66H120ZM183 67H185L186 69L184 70V71H181L182 72V74H177L178 72H175V70H174V72H173V70L171 71V69L169 68L168 69V71L170 70V72H172L171 74L172 75H169L170 73L168 72L167 74L169 75H166V74H164L163 75V77L164 78H166L165 76H167V79H164V80H168V77H169V79L170 80H168V82L169 81H171V84H175V83H173L172 81L174 80V79H172V77L173 76H175V77H173V78H176V76H177V80H180V82H182V83H184V84H182V85H180V87H176L177 89H175V91H177V92H179V90H181L182 89V96H184V97H181V91L179 92V95H180V98H179V101L181 100V98H182V102H181V104L182 103H186L188 100L187 99H189V101L191 100L189 97H191V98H193L192 96H193V94H195L194 92L196 91V89H195V91L194 90H190V88H188V87H193V85L192 84H194V83H191V86L189 85L188 86V84H186L185 82H189L190 81V79H191V81L190 82H192L193 80H192V76H191V74L192 73H190V72H192V71H187V69L188 70H190V68H189V66L187 67V66H182L181 67V69H184ZM93 68V69H92ZM96 68V69H95ZM106 68V67H105ZM142 68V67H141ZM211 68V67H210ZM209 68V69H210ZM212 68H213V66H212ZM212 68L210 69V70H208V72H211L212 71ZM213 68V69H214ZM101 69H103V67L101 68ZM100 69V70H101ZM115 69H119V68H115L114 67V70ZM128 69V68H127ZM220 69V68H219ZM222 69V68H221ZM70 70V69H69ZM91 70V71H90ZM92 70H95V71H92ZM128 70H130V69H128ZM141 70V69H140ZM144 70V69H143ZM180 70V69H179ZM214 70H216V69H214ZM214 70H213V72H214ZM28 71V70H27ZM34 71H36V69L34 68L33 70H32V72H34ZM43 71V72H44ZM89 71V72H88ZM110 71V70H109ZM116 71V70H115ZM120 71V72H119ZM186 71V72H185ZM220 71H222V70H220ZM253 71H254V69H253ZM99 72V71H98ZM98 72H97V74H98ZM141 73H142V70L140 71ZM160 72V71H159ZM180 71H179V73H181ZM183 72H184V74H183ZM188 72V73H187ZM208 72H206V73H208ZM218 72V71H217ZM252 72V71H251ZM112 73H114V71L112 72L111 71V75H112ZM122 73H124V72H122ZM129 73H132V72H129ZM141 73H138V75H135L134 74V76L137 78L139 75H141ZM165 73V72H164ZM187 73V74H186ZM190 73V74H189ZM206 73L202 76V80H203V77L204 76H206ZM221 73V72H220ZM219 73V74H220ZM255 73V71L254 72H252V75ZM25 74H26V76H25ZM70 74V73H69ZM96 74V73H95ZM115 74V75H116ZM126 74V73H125ZM125 74H124V77L126 78V79H129L130 81V83H131V81L132 80H134L133 82H132V86L133 87H135L134 85H135V79H131L130 77V75L131 74H129V76L127 77V76H125ZM133 74V73H132ZM151 74H153V73H151ZM161 74H163V73H161ZM175 74V75H174ZM215 74V73H214ZM28 75H29V72H28ZM36 75V74H35ZM98 75H101V74H98ZM103 75V74H102ZM119 75V76H118ZM154 76L155 75H157V73H154L153 74ZM159 75V74H158ZM180 75V76H179ZM209 75V74H208ZM207 75V76H208ZM217 75V74H216ZM215 75V76H216ZM84 76H86V77H83ZM114 76V75H113ZM161 76V75H160ZM171 76V77H170ZM184 78H183V77ZM186 76V77H185ZM189 76H190V79L188 80V78H189ZM212 76V75H211ZM214 76V77H215ZM218 76V75H217ZM38 77V76H37ZM40 77H42V78H40ZM63 77V79H65V80H62L61 78ZM71 76L69 75V78H70ZM118 77H120V78H118ZM144 77H146V76H144ZM149 77V76H148ZM147 77V78H148ZM163 77H161V78H163ZM188 77V78H187ZM214 77H212V78H214ZM80 78H82L81 80H80ZM101 78V77H100ZM122 78H123V75H122ZM121 78V79H122ZM125 78H123V80L125 79ZM132 78H134V77H132ZM145 79V78H143V80L145 81V84H146V80H147V82H148V79ZM158 78V77H157ZM185 78H187V81H186V79ZM205 78V77H204ZM210 78V77H209ZM74 79H75V77H74ZM102 79V78H101ZM172 79V80H171ZM201 79H199V80H201ZM42 80V81H41ZM48 80H50V81H48ZM71 80H72V78H71ZM115 80V81H114ZM117 80V81H116ZM199 80H197V81H199ZM63 81H65V82H63ZM98 81V80H97ZM97 81H96V83H97ZM126 81V80H125ZM125 81H123L122 82V84L123 85H125L124 83H126ZM184 81V82H183ZM47 82H49L48 84H47ZM51 82V83H50ZM99 83L101 82V80L100 81H98ZM142 83H140L141 85H144V82L143 81H141ZM174 82H176V80L174 81ZM179 82V83H180ZM189 82V83H190ZM199 82H201L202 83V81H199ZM199 82H197L196 84L197 85H200L199 84ZM74 83V82H73ZM72 83V84H73ZM95 83V82H94ZM104 83V82H103ZM107 83V82H106ZM120 83V82H119ZM177 84H179L178 82H176ZM47 84V85H52V86H50V87H52L51 88V90L53 91L52 93L50 92V91H48V92H50L51 93V95H49L48 97H47V99L46 100H44L45 98V96H46V93H45V91H46V88H44L45 87V85ZM84 84V85H83ZM92 84V83H91ZM101 84V87H102V83H100ZM108 84V83H107ZM106 84V85H107ZM126 84H128V83H126ZM134 84V85H133ZM139 84V83H138ZM206 84V83H205ZM46 85V87L48 88V86ZM75 85H73V88H75L74 86ZM131 85V84H130ZM176 85V84H175ZM175 85L172 87V85H170L169 86V88H171V90H168V88H167V91H165L166 89H164L163 87V91H165L166 93H168L169 94V92L168 91H171L170 92V94L172 93H176V96H175V94H174V97H175V99H173L174 97H173V95L171 96V95H169L170 97L169 98H171L170 100L171 101H174V100H176V101H178L177 100V92H174V90L172 91V88H175ZM202 85V84H201ZM243 85H244V83H243ZM243 85H241V86H243ZM246 85H247V82H246ZM96 86V85H95ZM94 86V87H95ZM118 86V87H117ZM122 86V85H121ZM127 85H125V87H126ZM137 86V85H136ZM139 86V85H138ZM137 86V88H139ZM176 86H178V85H176ZM182 86V87H181ZM14 87H16V90L14 91H12L13 92V102L12 101H10L9 102V100H6V96H8L7 94L9 93L10 94V92H9V90L11 91L12 89H14ZM49 87V88H50ZM71 87V86H70ZM187 87V88H186ZM72 88V87H71ZM130 88V87H129ZM136 88V87H135ZM134 88V91L136 90ZM157 88H159V89H157ZM156 88V90H159L158 92L159 93H163V94H166L165 92H163V91H161V87H159V85H158V87ZM181 88V89H180ZM183 88H184V90L185 89H189V90H186V91H183ZM239 88H241V87H239ZM100 89H102V88H100ZM108 89V90H109ZM191 89H194V87L193 88H191ZM70 90V89H69ZM68 90V91H69ZM73 90V89H72ZM71 90V91H72ZM104 90V89H103ZM107 90V89H106ZM234 90H236V89H234ZM262 90H264V89H262ZM77 91V92H76ZM102 91V90H101ZM110 91V90H109ZM127 91H129L128 89H127ZM133 91V92H134ZM161 91V92H160ZM193 91V92H192ZM239 91V90H238ZM259 91V89H257L256 90V92H258ZM260 91H261V89H260ZM8 92V93H7ZM12 92H11V94H12ZM17 94H16V93ZM105 92V91H104ZM133 92H129V93H131V95H133L132 93ZM183 92H184V95H183ZM186 92H188V94L186 93ZM192 92L193 94H190V93ZM236 92H237V90H236ZM262 92H264V91H262ZM261 92V93H262ZM125 93H127V92H125ZM158 93V94H159ZM185 93L187 94V97L188 98H186V96H185ZM231 93H233L231 96H233L234 95V93L235 92H230V94ZM260 93V92H259ZM68 94H70L69 92H68ZM99 94H101L100 92H99ZM98 94V95H99ZM108 94H109V92H108ZM168 94H167V96H168ZM191 96H190V95ZM226 94V93H225ZM224 94V101H225V98H229L228 100H230V97L231 96H229L228 97V95L226 96ZM256 94V93H255ZM16 95V96H15ZM103 95V94H102ZM10 96V100L12 99V96L11 95H9ZM161 96V95H160ZM160 96H158L159 98H160ZM261 96V95H260ZM94 98L93 100H94V102H93V100H90V102H89V99H91V98ZM104 97V96H103ZM164 97V96H163ZM179 97V96H178ZM257 97V96H256ZM259 97V96H258ZM14 98H15V100H14ZM97 98V97H96ZM120 98V97H119ZM152 98H154V99H152ZM152 98L149 100L150 101V103L149 102H147V108H146V110L149 108V105H150V108L152 109V107L155 105V101L157 102L158 100H160V99H157V94L156 95H153L152 96ZM165 98H167L166 96L164 97V99ZM169 98H167L168 100H169ZM109 99V100H108ZM164 99L162 98L161 100H163L162 101V103L163 102H165L166 103V101H164ZM154 100V101H153ZM166 100V99H165ZM169 100V101H170ZM228 100L226 99V101L225 102H228ZM6 101H8L9 102V104H7V107H5V104L7 103ZM44 101V102H43ZM66 101V102H65ZM100 101V100H99ZM107 101V102H106ZM120 101H121V99H120ZM154 103H153V102ZM185 101V102H184ZM12 102V103H11ZM96 102V103H95ZM135 102H137V101H135ZM138 102H140V101H138ZM153 103V105H151L152 103ZM220 102H222V101H220ZM225 102L223 103V104H225ZM11 103V104H10ZM65 103H66V106L64 107L63 105H65ZM105 103V104H104ZM117 103H115V104H117ZM130 103V104H129ZM149 103V104H148ZM159 103V102H158ZM158 103H156V104H158ZM172 103V102H171ZM177 103H179L180 104V102H177ZM176 103V104H177ZM248 103H249V101H248ZM113 104V103H112ZM128 104V105H127ZM135 104V103H134ZM143 104V103H142ZM142 104H140L139 105V103H137V105L139 106V107H143V109H145L144 107H146V106H144V105H142ZM168 104H169V102H168ZM244 104H245V102H244ZM51 105H53V107L56 105H62L63 107H61L60 109H62V110H60V112L58 111V113H55V115H53L52 117H51V121H49V124H52V125H48V128H47V124H45L44 125V119H46V117L44 116L45 115V111H48L49 109H51V108H49L48 109V107L50 106L51 107ZM101 105V106H100ZM246 105H247V102H246ZM246 105H244V106H246ZM99 108H98V107ZM110 106H111V104H110ZM109 105H108V107H110ZM123 106V107H122ZM133 106V105H132ZM163 106V105H162ZM167 106V107H166ZM166 106H165V108H161V109H163L162 111L164 112L165 110H167V108L169 107V105H167L166 104ZM105 107H107V106H105ZM135 107H137V106H135ZM134 107V112H133V108L130 106V107H128V108H131L130 109V111L129 112H132L134 115H135V110H136V108ZM137 108V110H143L142 109V107H141V109L140 108ZM156 107H157V105L156 106H154L153 108H155L156 109ZM102 108H104V107H102ZM111 109V108H110ZM165 109V110H164ZM97 110V111H96ZM105 110V109H104ZM117 110H119L118 112H117ZM124 110V109H123ZM136 110V111H137ZM146 110H143V112H139V114L141 113V115H140V117H139V115H138V119L139 120H137V122H140L139 123V125L138 124H136V125H138V126H136L135 125V123H137V122H134L133 124H134V126H135V128L137 127H139V129L137 130V132L136 133H133V134H131L130 136H128L127 138H129V139H127L126 138V140H125V138H123V140L124 141H126V142H129V141H131L132 142V140H134V139H136L138 136H140L138 139H139V141L141 142V140H143V137H142V135L145 133V131H146V129H147V126H146V128L144 127V120L147 118V111ZM157 110L158 109H156V112H157ZM52 111V110H51ZM106 111V110H105ZM147 113H146V112ZM150 111V110H149ZM154 111V109H152V112ZM162 111H160V112H162ZM112 112V111H111ZM122 112V111H121ZM120 112V113H121ZM124 112V111H123ZM122 112V113H123ZM126 112V111H125ZM145 112V113H144ZM152 112H150V114L152 113ZM160 112H158V113H160ZM154 114H156L155 113V111L153 112ZM152 113V114H153ZM54 114V113H53ZM113 114V115H112ZM138 114V113H137ZM136 114V115H137ZM151 114V115H152ZM52 115V114H51ZM97 115V116H96ZM99 115V116H98ZM128 115H130V113L128 114L127 113V116ZM134 115H130V116H132V118H133V116ZM135 115V116H136ZM118 116V115H117ZM146 116V117H145ZM155 116V115H154ZM45 117V118H44ZM49 117V116H48ZM99 117V118H98ZM119 117H120V115H119ZM119 117L117 118L116 116H115V118L113 117V121L112 122H114L116 125H120L121 124V126L120 127H122V125H123V122H126V123H128L127 121H123L122 123H121V120L119 119ZM102 119V121H101V119ZM130 118V117H129ZM144 118V119H143ZM152 118H154V117H151V119ZM99 119V120H98ZM117 121H115V120ZM121 119H123L122 117H121ZM148 119V118H147ZM150 119V118H149ZM151 119H150V121H151ZM119 120H120V122H119ZM100 121V122H99ZM105 121H107V120H105ZM130 121H132V120H130ZM150 121H148V122H150ZM108 122V121H107ZM145 122H146V120H145ZM148 122H146V123H148ZM47 123V122H46ZM100 123V124H99ZM114 123L110 126V123H107V124H109L107 127H113L114 126ZM132 123V122H131ZM145 123V124H146ZM216 123V122H215ZM18 124H20L19 125V128L18 129H16V131H14V128H15V126L17 127L18 126ZM149 124V123H148ZM15 125V126H14ZM43 125L44 126H46L45 128H47V129H45V128H43ZM261 125V124H260ZM259 125V126H260ZM24 126H25V128H24ZM101 126V125H100ZM102 126H104L105 127V124L103 123V125ZM118 126H116V128H118ZM126 126V125H125ZM129 126V125H128ZM131 126V131H132V128H133V126L132 125H130ZM149 126V125H148ZM208 126V125H207ZM207 126H205V128H207ZM13 128V130H12V128ZM24 128L23 130H22V132H20V134L18 135V137H17V133L19 132H17V130H19L20 128ZM107 127H106V129H107ZM115 127V126H114ZM100 128H102V127H100ZM126 128H128V127H126ZM229 128V125L227 126V129ZM259 128V127H258ZM45 131H44V130ZM110 129V128H109ZM109 129H107L108 131H109ZM123 129V128H122ZM134 129V128H133ZM151 129V124H150V128H149V130ZM248 129H250V128H248ZM88 130V131H87ZM91 130H93V129H91ZM103 130V129H102ZM102 130H99L98 129V131L100 132V135H98L97 133H99V132H95V134L93 133V131L91 132V139H90V145H91V150L93 151V152H95L98 156H99V154H100V157H102V158H99V162H100V160H101V164H98V167H97V171H96V174L97 175H104V173L106 172V171H108L109 169H110V171H111V168L113 167V166H115L114 165V157L113 156H116L115 154L118 152V151H124L125 150V146H127V144L129 145V143H127V144H124L122 147L124 148H122V150H121V148H117V146H113L114 148H116L114 151H111V149H112V147H111V145H110V141L109 140H107L105 137L106 136H103L101 133V131ZM112 130V129H111ZM116 130H119V129H116ZM120 130H121V128H120ZM126 130V129H125ZM221 130V129H220ZM219 130V131H220ZM223 130H225V129H223ZM106 130H104V132H105ZM107 131V133L106 134H108L109 132ZM124 130H122V132H123ZM134 131V130H133ZM254 131H255V129H254ZM256 131H258V129L256 130ZM13 132V133H12ZM14 132H16V135L14 136ZM86 132V133H85ZM90 132V131H89ZM103 132V133H104ZM111 132H113V131H111ZM110 132V133H111ZM126 132V131H125ZM147 132H149L148 133V135L151 133L150 131H148V129H147ZM246 132V131H245ZM244 132V133H245ZM247 132H249V130H247ZM247 132H246V135H249V134H247ZM250 132H253L252 131V129H250ZM249 132V133H250ZM93 133V134H92ZM113 133H116V132H113ZM119 133H121V132H119ZM126 133H128V132H126ZM132 133V132H131ZM222 133H224V131L222 132ZM231 133V132H230ZM239 133V132H238ZM243 133V134H244ZM259 133H260V131H259ZM112 134V133H111ZM111 134H108V136L109 135H111ZM118 134V133H117ZM116 134V135H117ZM237 134V133H236ZM235 134V135H236ZM257 134V133H256ZM255 133H254V135H256ZM84 135V136H83ZM103 136V138H101L100 136ZM113 136H114V134H112ZM115 135V136H116ZM118 135H120V134H118ZM117 135V136H118ZM124 135V134H123ZM128 135V134H127ZM148 135H147V138H148ZM231 135V134H230ZM234 135V136H235ZM245 135V136H246ZM253 134H252V136H254ZM258 135V134H257ZM262 135H263V133H261V136H260V134L258 135V136H256L257 137V139L256 140H259L260 138L259 137H261L262 138ZM19 136H20V138H19ZM120 136H122V135H120ZM119 136V137H120ZM143 136H146V133L143 135ZM213 136V135H212ZM211 136V137H212ZM219 136H220V134H219ZM227 136V135H226ZM226 136H224L223 138L225 139V137ZM228 136H229V134H228ZM228 136H227V142L226 143H224L225 141H224V139H223V143L221 144V145H223V146H225L227 143L229 144H227L226 145V147H224L223 148V146H221L220 145V147L221 148H218L219 147V145H218V147H216L214 150H213V153H211V154H213L212 156H214L215 157V160L216 159H218V157H220V154H226V151L228 150V149H233V147H234V145H235V143L237 142L236 141V139H238V138H236V137H234L235 138V143H233V144H231V142L233 141L234 142V138L233 137H231V138H233V140L229 137V139H231V141L228 139ZM250 136V135H249ZM16 137V138H15ZM88 137V136H87ZM126 137V136H125ZM142 137V138H141ZM222 137V136H221ZM220 137V138H221ZM19 138V139H18ZM105 138V139H104ZM115 138V137H114ZM122 138V137H121ZM121 138H120V140H121ZM146 138V137H145ZM147 138L146 139H144L143 141H145V140H147ZM210 138V137H209ZM217 138L218 137H216V140H217ZM245 138V137H244ZM247 138H248V136H247ZM253 140H254V138H255V136L254 137H251ZM251 138L249 137V140L246 142V145H249V144H251L250 142V140H251ZM259 138V139H258ZM14 139H16V140H14ZM83 139V140H82ZM109 139V138H108ZM113 139V138H112ZM112 139H110L111 141H112ZM138 139L136 140L137 142H138ZM141 139V140H140ZM149 139V138H148ZM207 139V138H206ZM206 139H204L203 140V142L204 141H206ZM212 139V138H211ZM210 139V140H211ZM214 139H215V137H214ZM213 139V140H214ZM222 139H218L217 140V144L219 143V141L220 142H222ZM19 140V142H17ZM104 140L107 142V141H109V142H107V145H110L109 147L111 148V149H109L108 148V146L105 144L106 142H104ZM120 140L118 139L117 141L115 140H113L115 143L117 142V143H119L120 142ZM122 140V141H123ZM210 140H207L206 142L208 143ZM239 140V139H238ZM13 141V142H12ZM119 141V142H118ZM121 141V142H122ZM215 141V140H214ZM228 141H230V142H228ZM250 141V142H249ZM261 141V140H260ZM39 142H38V144H39ZM125 142V143H126ZM135 142V141H134ZM212 142V141H211ZM253 142H255V140L253 141ZM12 143V144H11ZM13 143H16V144H13ZM70 143H71V146H70ZM76 143V144H75ZM109 143V144H108ZM112 143V142H111ZM136 143V142H135ZM135 143H130L131 145V149H132V146L135 144ZM142 143H144V142H142ZM215 143V142H214ZM216 143H215V145H216ZM249 143V144H248ZM259 143V142H258ZM79 144V145H78ZM121 145H122V143H120ZM209 144H210V142H209ZM211 144H213V142L211 143ZM220 144V143H219ZM231 144V145H230ZM238 144V143H237ZM241 144V143H240ZM15 145V146H14ZM67 145V147L68 148H66L65 146ZM78 145V146H77ZM85 144H81V146L79 147L80 148V150L81 149H85V146H84ZM113 145H116V144H113ZM120 145V146H121ZM206 145V144H205ZM233 145V146H232ZM253 145V144H252ZM257 145V144H256ZM119 146V145H118ZM208 146V145H207ZM210 146V145H209ZM208 146V147H209ZM231 146V147H230ZM250 146V145H249ZM254 146V145H253ZM253 146H251V147H253ZM10 147V148H9ZM33 147V148H32ZM38 147V146H37ZM36 147V148H37ZM65 147V148H64ZM213 147H215L214 145L213 146H211L210 148H206V150H205V152L208 150V152H211V151H209L211 148L213 149ZM241 147V146H240ZM251 147H249L250 148V150H251V152L250 153H252V149L253 148H251ZM255 147V146H254ZM256 147H259V144H258V146H256ZM63 148V149H62ZM128 148V150H130V147L128 146L127 147ZM127 148H126V152L128 151L127 150ZM226 148H228L227 150H226ZM234 148H236V146L234 147ZM10 149V150H9ZM30 149H32V150H30ZM38 149V148H37ZM71 149V148H70ZM73 149V148H72ZM134 149V148H133ZM132 149V150H133ZM14 150V149H13ZM60 152H59V151ZM113 150V149H112ZM224 150H226V151H224ZM236 150V149H235ZM233 151L234 153H236V151ZM36 152H37V150H35ZM38 151H39V149H38ZM49 151V152H48ZM52 151H53V153H52ZM72 151V150H71ZM83 151V150H82ZM122 151V152H123ZM228 151H230V154H229V152ZM227 151V153L228 154H226V155H228V156H226L225 154H224V158H223V156H222V159H225V157L227 158V159H229L230 158V160H228V161H226V159L225 160H221V162L223 161V163H226V164H224L225 166H226V168L228 169L229 168V170L231 171L232 170V168H235V162L234 161H236L239 157H240V155H239V153H237L236 155V157H235V155L233 154V152H231V150H228ZM254 151V153H255V150H253ZM11 152V154H10V156H8V154ZM45 154H44V153ZM55 152V153H54ZM58 152V153H57ZM75 152V151H74ZM73 152V153H74ZM84 152V151H83ZM125 152V151H124ZM123 152V153H124ZM131 152V151H130ZM204 152V153H205ZM207 152V153H208ZM38 153V152H37ZM36 153V154H37ZM50 153H52V154H50ZM64 154L66 153V152H63ZM67 153H68V151H67ZM70 153V152H69ZM68 153V154H69ZM85 153V152H84ZM206 153V154H207ZM257 153V155H258V153L259 152H256ZM255 153V154H256ZM35 154V155H36ZM38 154V155H39ZM50 154V155H49ZM64 154H63V156H61V157H63V158H65L64 157ZM119 154V153H118ZM125 154V153H124ZM130 154V153H129ZM129 154H125V156H123L122 154H120V155H122V157H126V155H127V157H128V155ZM206 154H202V155H206ZM209 155H210V153H208ZM207 154V155H208ZM30 155V154H29ZM33 155H34V153H33ZM67 155V154H66ZM257 155H255V156H257ZM262 155H264V153L262 154ZM25 156H26V160H25ZM71 156H72V154H71ZM201 155H199V157H200ZM212 156H209L210 157V160H211V158H212ZM253 156H254V154H253ZM252 156V157H253ZM33 157L34 156H32V159H33ZM36 157H38V156H36ZM61 157H60V159L58 160V158H59V155H58V158H57V161H62L61 160ZM192 156H190V159H192L191 158ZM196 157H198V156H196ZM202 157H204V156H201L200 157V159L199 160H201V158ZM213 157V158H214ZM242 157V156H241ZM23 158H24V160H25V163H24V161L22 162V160H23ZM46 158V157H45ZM52 158V159H51ZM116 158V157H115ZM130 158V157H129ZM208 158V157H207ZM234 158L236 159V160H234ZM243 158V157H242ZM254 158V157H253ZM35 159V158H34ZM66 159H69L67 162H69V161H71L70 159L71 158H66ZM114 159V160H113ZM118 159H122V161H123V158H121V156L118 158ZM189 158L187 159V162H186V159H185V161H183V163L186 165L187 163H188V161L190 160ZM221 159V158H220ZM262 159H264L263 158V156H262ZM39 160V159H38ZM47 160V159H46ZM54 160H55V162H54ZM73 160H75L76 161V159H74V157H73ZM72 160V163L71 162H69V163H71V164H73L75 161H73ZM194 160H195V158H194ZM199 160H197V158H196V161H199ZM203 162H204V164H205V157L203 158ZM207 160H209V158L207 159ZM239 160H240V158H239ZM244 161V159H241V161ZM48 161H44V162H47V163H45L44 164V162L43 161H41L44 165L43 166H41L40 165V163L37 165V167L38 168H41L42 167V169H38L37 167H36V169L37 170H35L34 172H35V174L34 173H32L33 172V169H32V172H31V177H29V180H30V182L29 181H27L28 180V178H27V176H26V181L25 180H23V182L25 181V182H29V183H33L32 181H34V180H36L37 179V177H38V180H37V182H41L40 183V185L41 184H43V186H44V190H46L45 188H46V186H45V183L47 182V181H45V179L47 180L48 179V183L49 182H53V181H51L52 179H51V177L52 178H54L55 177V174H53L52 175V173L53 172H51V171H55V173H56V175H58V172H61V171H59V170H62V169H59V170H57L58 169V167H56L57 165H59V168H61V164H58L59 162H57L56 161V159H53V161L52 162H54V168L57 170H54L53 168L51 169V166H48V168L46 167V165L47 164H49L48 163ZM117 161V160H116ZM129 161V160H128ZM196 161H194V163L195 164H198L199 165V163L197 162L196 163ZM212 161V160H211ZM220 161V160H219ZM226 161V162H225ZM238 161V160H237ZM236 161V162H237ZM34 162V161H33ZM36 162V161H35ZM38 162V161H37ZM52 162L50 163V164H52ZM57 162V163H56ZM66 161H64V162H61V163H63V165L62 166H64V163H66V164H68ZM132 162V161H131ZM130 162V163H131ZM186 162V163H185ZM206 162H208V161H206ZM221 162L220 163H218V165L219 164H221ZM24 163V164H23ZM120 163V162H119ZM209 163V165L211 166V167H214L213 165H215L214 164V161L213 162H208ZM222 163V164H223ZM262 163H263V160H262ZM49 164V165H50ZM66 164H65V166H66ZM71 164H69L70 166H66L67 168L68 167H70L71 168ZM77 164V163H76ZM135 164V163H134ZM133 164V165H134ZM222 164L220 165V166H222ZM22 165H24V166H22ZM31 165H32V163L28 166V169H30L31 168ZM39 165L41 166V167H39ZM74 165V164H73ZM121 165L123 166V164L121 163ZM121 165H120V167H121ZM201 165V164H200ZM208 165V164H207ZM243 165L244 164H242L241 166L243 167ZM264 165V163L262 164V166ZM64 166V167H65ZM136 165H134V167H135ZM195 165H193V166H191L192 167V169L193 168H195L194 167ZM224 166V167H225ZM234 166V167H233ZM44 167V168H43ZM47 168V170H44V169H46ZM50 167V168H49ZM64 167H62L63 169H64ZM65 167V168H66ZM73 168L75 167V166H72ZM119 167V168H120ZM137 167V166H136ZM135 167V168H136ZM190 167V166H189ZM206 167V166H205ZM209 167V166H208ZM223 167V166H222ZM221 167V168H222ZM230 167H231V169H230ZM238 167V166H237ZM240 167V166H239ZM241 167V168H242ZM66 168V169H67ZM114 168V167H113ZM117 168V167H116ZM200 168H201V166H200ZM215 168H216V166H215ZM220 170H219V169ZM219 166H217V169L219 170V172L220 171H223L224 172V170H222ZM69 169V168H68ZM67 169V170H68ZM72 169V168H71ZM76 169V168H75ZM74 169V170H75ZM198 169H199V166H198V168H196L195 170L196 171H198ZM208 169V168H207ZM210 169V171H212L211 169L212 168H209ZM216 169V171H215V173L218 171ZM236 169V168H235ZM237 169H239L238 171H240V168H237ZM243 169H245V167L243 168ZM243 169H241V170H243ZM247 169V168H246ZM245 169V170H246ZM260 169H262V168H260ZM22 170V171H21ZM200 170V169H199ZM213 170H214V168H213ZM249 169H247V171H248ZM28 171V170H27ZM44 171V172H43ZM47 171H50V172H47ZM63 171V170H62ZM65 171V170H64ZM70 171V170H69ZM72 171H73V169H72ZM77 171V170H76ZM91 171H92V168H91ZM109 171V172H110ZM202 171H206L205 170V168H204V170H202ZM207 171H209V170H207ZM227 171V170H226ZM233 171V170H232ZM244 171V170H243ZM243 171H240V172H242L243 173ZM250 171H251V169H250ZM263 171H264V166H263ZM43 172V173H42ZM66 172V171H65ZM108 172V173H109ZM113 172V171H112ZM111 172V173H112ZM129 172V171H128ZM127 171L125 172V173H128ZM203 172V173H204ZM219 172H218V174H219ZM223 172H220V173H223ZM229 172V171H228ZM235 172V171H234ZM24 173V172H23ZM42 173V174H41ZM89 173V172H88ZM134 173V172H133ZM132 171H130L129 172V174H126V176H127V178L130 176V174H131V176H132ZM215 173H208V174H212V176L215 174ZM231 173H233V172H231ZM237 173V172H236ZM234 174V176H233V178L235 179V176L239 173H237V174ZM251 173H252V171H251ZM17 174V175H16ZM60 174V173H59ZM61 174H63V173H61ZM65 174V173H64ZM71 174V173H70ZM85 174V173H84ZM90 174V173H89ZM135 174V173H134ZM138 174V171L136 172V178H137V175ZM28 175V174H27ZM52 175V176H51ZM66 175V174H65ZM65 175H64V177H65ZM68 175H69V173H68ZM72 175H74V172L72 173ZM109 175V174H108ZM129 175V176H128ZM207 175V174H206ZM220 175H222V174H220ZM225 175V174H224ZM227 176H228V173L226 174ZM232 175V174H231ZM249 175H250V173H249ZM248 175V173H247V177L249 176ZM252 175H253V173H252ZM251 175V176H252ZM256 175V172H255V174L253 175V176H255ZM37 176V177H36ZM76 176V175H75ZM81 176H82V174H81ZM80 176V177H81ZM126 176H124V178L126 179V180H128L129 178H131V176L127 179L126 178ZM201 176H202V174H201ZM215 177L217 176V175H214ZM223 176V175H222ZM227 176H224V177H222L221 178V176L220 177H216V178H218V179H211V180H209L211 177L209 176L208 177V180L210 181V182H208L209 183V185H214V183H215V188H214V186L212 187V186H208V184H204L203 186L205 187V189H207V190H202L201 188H203V187H201V188H199V189H201L202 191H206L205 193H208V192H210L208 189H210L211 187L216 191V188H218L219 186H220V184L219 183H221V181H223V178H225V177H227ZM243 176H245V173H244V175H242V177ZM252 176V177H253ZM18 177V176H17ZM51 179H49V178ZM67 177V176H66ZM74 177V176H73ZM80 177H78V178H80ZM83 177V176H82ZM82 177L80 178V179H82ZM204 177V176H203ZM240 178V179H243V178ZM252 177H250V178H252ZM256 177V176H255ZM258 177V176H257ZM20 178V177H19ZM22 178H23V176H22ZM22 178L20 179V180H22ZM31 178V179H30ZM43 179V180H41V179ZM59 178V177H58ZM62 178V177H61ZM76 178H77V176H76ZM84 178V177H83ZM205 178V177H204ZM249 178V177H248ZM249 178V180H250V182H252V183H257V180H255V178L253 179L255 182H253V181H251V179ZM18 179V178H17ZM32 179H34V180H32ZM40 179V180H39ZM75 179V178H74ZM125 179H123L122 181H124ZM206 179V178H205ZM229 179V178H228ZM237 179V178H236ZM239 179V178H238ZM244 179H246V178H244ZM243 179V180H244ZM32 180V181H31ZM56 180H58V179H56ZM62 180V179H61ZM76 180V179H75ZM79 180V179H78ZM83 180V179H82ZM82 180H80V181H82ZM91 180H92V178H91ZM132 180H133V178H132ZM199 180H201V177L199 178ZM199 180H198V182H199ZM215 180H217V181H219L218 183L215 181ZM225 180V179H224ZM7 181V182H6ZM17 181V180H16ZM15 180H13L12 182H14V183H18V182H16ZM90 181V180H89ZM157 181H160V180H157ZM157 181H154V182H157ZM203 181V180H202ZM202 181H200V182H202ZM215 181V182H214ZM226 181V180H225ZM229 181V180H228ZM233 181H235V180H232V182ZM246 182H247V180H245ZM11 182V183H12ZM36 181H35V183H37ZM67 182V181H66ZM84 182V181H83ZM132 182V181H131ZM199 182V183H200ZM205 182V181H204ZM230 182V181H229ZM249 182V181H248ZM247 182V183H248ZM249 182V183H250ZM10 183V184H11ZM26 183V184H27ZM28 183V184H29ZM88 183V182H87ZM94 183V182H93ZM123 183H125V182H123ZM130 183V182H129ZM153 183V182H152ZM199 183L197 184L198 186H199ZM206 183V182H205ZM227 182H224L223 184L225 185V186H223L222 188H224V191L226 192V191H228V189L226 188V187H228V186H231V185H229L230 183H228V186H226L227 184H226ZM25 183H21V181H20V185L21 186H23ZM39 184V183H38ZM50 184V183H49ZM67 184V183H66ZM69 184H70V186H71V184L72 183H68L67 184V188H68V186H69ZM75 185L77 184L76 183V181H75V183H74ZM80 184H82L81 182L79 183V185ZM92 184V183H91ZM132 184H133V182H132ZM201 184V183H200ZM216 184H219V185H217L216 186ZM254 184V185H255ZM19 185V186H20ZM33 185V184H32ZM46 185H47V183H46ZM51 185H53V184H51ZM93 185H95V184H92V186ZM165 185H167V184H165L164 183V185L163 186H165ZM221 185H222V183H221ZM12 188H13V186H15V188H13L12 190H14V192H15V189H17L16 188V185H10ZM9 186V184H8V187L7 186H5V187H7V191H5L6 192V194H5V192L4 191H2V192H4V194H5V197H6V195H7V198L9 197V192H12V191H9V190H11V187ZM34 186H35V184H34ZM39 186V185H38ZM48 186V185H47ZM77 186V185H76ZM81 186H83V187H80L79 188V186L77 187V188H79V189H81V190H83V192H85L87 189H88V186H87V188H86V190H85V185H81ZM91 186V188H93ZM119 186V185H118ZM130 186V185H129ZM128 186V187H129ZM132 186V185H131ZM161 186V185H160ZM240 186V185H239ZM241 186H242V184H241ZM250 186H253V185H250ZM18 187V186H17ZM26 187V186H25ZM36 187H37V185H36ZM41 187V186H40ZM40 187H38V189L40 188ZM52 187V186H51ZM55 187V186H54ZM54 187H53V189H54ZM74 187V186H73ZM116 187V186H115ZM153 187H156V188H154L153 189ZM166 187V186H165ZM167 187H168V185H167ZM166 187V188H167ZM200 187V186H199ZM207 187V188H206ZM221 187V186H220ZM219 187V188H220ZM232 187H233V184H232ZM235 187V189H237L238 187H236V186H234ZM234 187H233V189H234ZM248 187V186H247ZM257 187V186H256ZM256 187H254V188H251V189H255ZM0 188V189H1ZM8 188H9V190H8ZM20 190H21V188H23V187H18ZM32 188V187H31ZM57 188V187H56ZM56 188L54 189V190H56ZM65 188V187H64ZM59 189L60 191H61V193L62 192H64L63 190H65V192H68L69 190H71L72 189V187H69L67 190L68 191H66V189ZM76 188V190L78 191L79 189H77ZM89 188H90V186H89ZM122 188V187H121ZM127 188V187H126ZM132 187H130L129 188V191H128V193L130 194V193H132V192H134V191H132V190H130ZM150 188H152L153 190H157V191H159L160 189L162 190L163 188L161 187V188H159L158 187V185H153V186H150ZM168 188H170V186L168 187ZM197 188V187H196ZM210 189V190H212L213 191V189ZM221 188V189H222ZM229 188V187H228ZM258 188V187H257ZM37 189V188H36ZM38 189H37V191H38ZM42 189V188H41ZM149 189V188H148ZM204 189V188H203ZM225 189H227V190H225ZM233 189L231 190L232 192H233ZM241 189V188H240ZM244 189V188H243ZM245 189H246V187H245ZM244 189V190H245ZM18 190V189H17ZM20 190H18L19 191V193H20ZM24 190H25V188H24ZM24 190H22V191H24ZM27 190H33V188L32 189H28L27 188ZM44 190H42V192L43 193H45L44 192ZM54 190H52L51 191V195L53 194L52 192H55ZM85 190V191H84ZM90 190V189H89ZM94 190V189H93ZM126 190V189H125ZM140 190H142V189H140ZM140 190H137V192L139 193L140 192ZM144 190V189H143ZM147 190V189H146ZM152 190V191H153ZM160 190V191H161ZM164 190H167V189H164ZM169 190V189H168ZM168 190H167V194L165 193V196H166V198H164V196H162V195H164V193L163 192H165V191H161V192H157V191H153V192H155L154 194L152 193V197H154V198H157L158 196H161V197H163L162 199H161V201L163 200V199H166L167 200V202L169 201V197H168V193L170 194V192L172 193V191L170 190L169 192H168ZM196 190V189H195ZM201 190H196V191H200V193L202 192ZM223 190V189H222ZM229 190V191H230ZM239 190V189H238ZM244 190H243V192H244ZM261 190V189H260ZM259 190V191H260ZM21 191V192H22ZM39 191H41V190H39ZM57 191V190H56ZM72 191H75V189H72ZM71 191V192H72ZM88 191V190H87ZM92 191V190H91ZM95 191V190H94ZM132 191V192H131ZM150 191V190H149ZM149 191H147V192H149ZM214 191V192H215ZM230 191V192H231ZM241 191V190H240ZM246 191V190H245ZM256 191H258V190H256ZM17 192V191H16ZM26 192V190L24 191V193ZM64 192V193H65ZM70 192V193H71ZM76 192V191H75ZM89 192V191H88ZM87 192V193H88ZM144 192V191H143ZM202 193V195H204L205 193ZM219 192V191H218ZM224 192V193H225ZM231 192V193H232ZM248 192V193H247ZM247 192H246V194L248 195L250 192L252 193V191H248L247 190ZM255 194H257L258 195V193H256L255 191H253ZM13 193V192H12ZM18 193V192H17ZM33 192H31V191H29V194H32ZM42 193V194H43ZM47 193V192H46ZM81 193L82 192H80V195H81ZM96 193V192H95ZM119 193H120V191L117 193H115V194H112V195H110V196H107V197H105V198H103L102 200V202H103V205L102 206H100L101 208L99 209V211L97 210L96 212H97V217H99L100 219H101V217L102 218H104L103 216H105V219H104V221H106V220H108V219H110V221H112L111 220V218H108V217H110V216H113V215H115L114 213H116L115 212V210H114V208H115V206H117V203H118V199L120 198V196H119ZM136 192H134V194H135ZM151 193V192H150ZM149 193V194H150ZM156 193H157V196H156ZM213 193V192H212ZM224 193L223 194H221V195H223L224 196ZM231 193H230V196H231ZM235 193V192H234ZM250 193V194H251ZM261 193V192H260ZM23 194V193H22ZM22 194L21 195H19V196H21V197H24V195H26V194H24L23 196H22ZM27 194H28V192H27ZM40 194H41V192H40ZM50 194V190H49V193H48V195ZM55 194H56V192H55ZM69 194V193H68ZM124 194V193H123ZM129 194H128V196H129ZM139 194H141V193H139ZM144 193H142V195H143ZM176 194V193H175ZM209 194V193H208ZM211 194V193H210ZM217 194V193H216ZM220 194V193H219ZM255 194H251L250 196L248 195V197H250V198H252L251 196H256ZM13 195H14V193H13ZM17 195V194H16ZM35 195V194H34ZM36 195H38V194H36ZM46 195V194H45ZM45 195H44V198H45V202H46V197H45ZM47 195V196H48ZM65 195H66V193H65ZM65 195H63V197H65ZM74 195V194H73ZM80 195H78L79 197H80ZM87 195V194H86ZM92 195H94V197H96L95 196V194H92ZM127 195V194H126ZM131 195H133V194H130V196ZM138 195L139 197V200H141V197H144V196H147L146 195V193H145V195ZM151 195V194H150ZM177 195V194H176ZM176 195H174L175 197H176ZM196 195V197L197 196H199V194H195ZM238 195H241V193L240 194H238ZM244 195V198H243V196H241L243 199H247L246 198V195L245 194H243ZM263 195V194H262ZM11 196H12V194H11ZM30 195H28L27 196V198L29 197ZM67 196V195H66ZM129 196V197H130ZM170 196V195H169ZM173 196V194H172V196L171 197H174ZM217 196H220V195H218L217 194ZM226 196H228V197H226ZM226 199H228L229 198V194L227 195L226 194ZM253 196V197H254ZM259 196V195H258ZM261 196V195H260ZM14 197V196H13ZM13 197H12V199H13ZM26 197V196H25ZM31 197V196H30ZM30 197H29V199H30ZM36 197V196H35ZM38 197V196H37ZM36 197V198H37ZM40 197V196H39ZM52 197V196H51ZM56 197V196H55ZM59 197H60V195H59ZM63 197H61V198H63ZM87 197V196H86ZM149 197V196H148ZM147 197V198H148ZM174 197V198H175ZM195 197V198H196ZM200 197V196H199ZM225 197H222L223 199L225 198ZM236 197V196H235ZM7 198H5V199H7ZM9 198H11V197H9ZM8 198V199H9ZM31 198H33V196L31 197ZM35 198V199H36ZM47 198H49V197H47ZM67 198V197H66ZM81 198H82V195H81ZM91 198V197H90ZM128 198V197H127ZM127 198H126V200H127ZM145 198V197H144ZM147 198H145V199H147ZM151 198V197H150ZM149 198V199H150ZM159 198V197H158ZM168 198V199H167ZM178 198V197H177ZM176 198V199H177ZM198 198V197H197ZM203 197H201V199H202ZM205 198V197H204ZM203 198V199H204ZM219 198V197H218ZM221 198V197H220ZM219 198V200H221L222 202H224L223 204L225 205V201H223V199L221 198L220 199ZM239 198V197H238ZM237 197L235 198V199H237V200H235L234 199V197L233 198H231L232 200H228V203L229 202H231V201H236V202H238V200L240 201L241 199H238ZM250 198L248 199V200H250ZM256 198V197H255ZM260 197H258V199H259ZM262 198V197H261ZM1 199V198H0ZM15 199H17L16 197H15ZM40 199V198H39ZM54 199V198H53ZM58 199V198H57ZM64 199V198H63ZM87 199V198H86ZM145 199H143L142 201H144ZM171 199V198H170ZM176 199H174V201L176 200ZM179 199V198H178ZM254 199V198H253ZM257 199V198H256ZM255 199V201H256V204H257V200ZM18 200V199H17ZM33 200H34V198H33ZM42 200V199H41ZM50 200H52V198L50 199ZM61 200V199H60ZM72 200H74V199H72ZM89 200H91V199H89ZM124 200V199H123ZM154 201V199H150V202H151V204L152 205H154L153 206V208L155 207V206H158V204H159V206H161V204H162V202H160L159 200V202H157L156 201V203L155 202H153L152 203V201ZM172 200V199H171ZM170 200V201H171ZM194 199H192V202H195V201H197V200H194ZM6 201H8L9 202V200H6ZM20 201H22L21 199H20ZM25 201V200H24ZM29 201V200H28ZM31 201V200H30ZM43 201V200H42ZM53 201V200H52ZM71 201V200H70ZM92 201V200H91ZM90 201V202H91ZM191 200H189V202L188 203H192V202H190ZM199 201H200V199H199ZM202 201V200H201ZM221 201H219V202H221ZM251 201V203L252 204H254V202H252L253 200H250ZM249 201V202H250ZM12 202V201H11ZM13 202H14V200H13ZM33 202V201H32ZM45 202H42V206L44 205L43 203H45ZM55 202V201H54ZM53 202V203H54ZM56 202H58V201H56ZM66 202V201H65ZM64 202V203H65ZM73 202V201H72ZM71 202V203H72ZM78 202H79V200H78ZM89 202V201H88ZM101 202V203H102ZM141 202V201H140ZM148 202V201H147ZM164 203H165V200L163 201ZM173 202V201H172ZM172 202H171V204H172ZM178 202H181V200L180 201H178ZM183 202H185L186 203V201H183ZM183 202H181V205H182V203ZM232 202V203H233ZM259 202H261V201H258V203ZM16 203V201L14 202V205H16L15 204ZM26 203V202H25ZM49 203H51V205H53L52 204V202L51 201H49ZM61 203V202H60ZM62 203H63V201H62ZM63 203V204H64ZM67 203H68V201H67ZM74 203H77L76 202V199H75V201H74ZM84 203V202H83ZM96 203V202H95ZM142 203V202H141ZM144 203H146V202H144ZM163 203V204H164ZM169 204H170V202H168ZM227 203V202H226ZM227 203V204H228ZM231 203V204H232ZM235 203V202H234ZM262 203H263V201H262ZM2 204V203H1ZM4 204H5V201H4ZM8 204V203H7ZM11 204V203H10ZM10 204H9V206H10ZM28 204V203H27ZM31 204V203H30ZM87 204H89V203H87ZM169 204H167V205H169ZM173 204H174V202H173ZM179 204V208H178V212L180 211V213H182V209L180 210V208H181V205H180V203H178ZM193 204V203H192ZM198 204V203H197ZM200 204H202L201 202H200ZM215 204V203H214ZM221 203H217L216 204V206L218 207L219 205H220ZM261 204V203H260ZM3 205V204H2ZM6 205V204H5ZM13 205V204H12ZM19 205H20V202H19ZM24 205V204H23ZM38 205V204H37ZM39 205L41 206V203L39 202ZM48 205V204H47ZM66 205V204H65ZM68 205V204H67ZM101 205V204H100ZM176 205V204H175ZM186 205H188V204H186ZM21 206H22V204H21ZM34 206V205H33ZM32 206V207H33ZM41 206V207H42ZM48 206H50V205H48ZM70 206H71V204H70ZM76 206V205H75ZM83 206H85L84 204H83ZM92 206V205H91ZM98 206V204H96V206H94V208L95 207H97ZM165 206V205H164ZM170 206V205H169ZM184 206V205H183ZM13 207V206H12ZM15 207V206H14ZM25 207L27 208L28 206H22V211H24V209H25ZM31 207V206H30ZM36 207H39V206H36ZM46 207V206H45ZM57 207H58V205H57ZM61 207V206H60ZM59 207V208H60ZM65 207V206H64ZM73 207V206H72ZM85 207H87V206H85ZM162 207V206H161ZM167 207V206H166ZM175 207V206H174ZM256 207H258V210L260 209L259 208V204L256 206ZM260 207H262V206H260ZM16 208V207H15ZM17 208H20L18 205H17ZM55 208V207H54ZM59 208H58V210H59ZM77 208V207H76ZM76 208H74V209H76ZM171 208V207H170ZM14 209V208H13ZM21 209V208H20ZM36 209V208H35ZM38 209H40V208H38ZM38 209H37V212H38ZM46 209H47V207H46ZM57 209V208H56ZM61 209V208H60ZM64 209V208H63ZM71 209H73V208H71ZM73 209V210H74ZM156 210H158V209H160V211H157L158 212V215L160 216V218H161V216H162V218H161V220H163V222H165L164 220H165V218H166V213H168L169 211L171 212V210L173 211V209L174 208H171V210L169 209V207L168 208H159V207H157V208H155ZM164 210L163 212H162V210ZM166 209H168V210H166ZM176 209H177V207H176ZM213 209V208H212ZM216 209V211H217V208H214V210ZM257 209V208H256ZM27 210V209H26ZM26 210L24 211V213L26 212ZM29 210V211H28ZM27 210V212L25 213V214H29V212H30V210L31 209H28ZM52 210H55V209H52ZM65 210H66V208H65ZM94 210V209H93ZM92 210V211H93ZM114 210V211H113ZM156 210H154L155 212H156ZM175 210V209H174ZM257 210V212H259ZM10 211V210H9ZM13 210H11L10 212L11 213H13L12 212ZM19 211V210H18ZM17 211V212H18ZM33 211H35V210H33ZM48 211V210H47ZM63 211V210H62ZM75 211H77V210H74L73 212H75ZM113 211V212H112ZM15 212V211H14ZM43 212V211H42ZM49 212V211H48ZM51 213L53 212V211H50ZM56 212V211H55ZM68 212H69V210H68ZM71 212V211H70ZM85 212V211H84ZM94 212V211H93ZM153 212V211H152ZM155 212H153V213H155ZM175 212V211H174ZM177 212V213H178ZM23 213V212H22ZM40 213H41V211H40ZM39 213V214H40ZM45 213V212H44ZM58 213V212H57ZM56 213V214H57ZM76 213V212H75ZM75 213H73V214H75ZM79 212H77L76 214H78ZM81 213V212H80ZM118 213V212H117ZM116 213V215L118 216V214ZM177 213H176V215H177ZM25 214H24V216H25ZM31 214H32V212H31ZM38 214V215H39ZM59 214V213H58ZM61 214V213H60ZM75 214V215H76ZM90 214V213H89ZM111 214H113V215H111ZM173 214H175V213H168V215L171 217ZM212 214V213H211ZM210 214V215H211ZM9 215H10V213H9ZM22 215V214H21ZM34 215V214H33ZM37 215V214H36ZM36 215H35V218H36ZM37 215V216H38ZM53 215H55L54 214V212H53V214L51 215V216H53ZM81 215V214H80ZM119 215H120V213H119ZM156 215V214H155ZM158 215H157V218L159 219V217H158ZM163 215H165V217L163 216ZM168 215H167V217H168ZM180 214H178L177 216H179ZM15 216V215H14ZM30 215H28V217H29ZM41 216H42V214H41ZM48 216H50V214L48 215ZM59 216V215H58ZM64 216V215H63ZM69 216V215H68ZM84 216V219H85V215H83ZM82 216V217H83ZM94 216V215H93ZM92 216V217H93ZM117 216H115V219L114 218H112V219H114V220H116V218H118V219H120L121 217L119 216V217H117ZM153 216V215H152ZM182 216V215H181ZM213 216V215H212ZM211 216V217H212ZM13 217V216H12ZM26 217V216H25ZM24 217V218H25ZM40 217V216H39ZM47 217V216H46ZM45 217V218H46ZM54 217V216H53ZM67 217V216H66ZM74 217V216H73ZM95 217H96V213H95ZM94 217V218H95ZM106 217H107V219H106ZM114 217V216H113ZM156 217V216H155ZM169 217V218H170ZM174 217H175V215H174ZM174 217H172V218H174ZM21 218V217H20ZM23 218V217H22ZM23 218V219H24ZM41 218H43V216L41 217ZM54 218H58V217H54ZM76 218V217H75ZM93 218V219H94ZM169 218H168V220H169ZM176 218V217H175ZM180 218V217H179ZM208 218H210V217H208ZM19 219V218H18ZM44 219V218H43ZM50 219H51V217H50ZM65 220H66V218H64ZM90 219V218H89ZM155 219V218H154ZM167 219V218H166ZM25 220H26V218H25ZM38 220H40V219H38ZM42 220V219H41ZM48 220H49V218H48ZM60 220H62V219H60ZM64 220V221H65ZM80 220V219H79ZM82 220V219H81ZM156 220V219H155ZM13 221H14V219H13ZM16 221V220H15ZM21 221V220H20ZM29 221V220H28ZM31 221V220H30ZM36 221H37V219H36ZM47 221V220H46ZM83 221L84 220H82L81 222H82V224H84L83 223ZM103 221V220H102ZM103 221V222H104ZM160 221V220H159ZM173 221H174V219H173ZM19 222V221H18ZM27 222V221H26ZM33 222V221H32ZM42 222V221H41ZM47 222H49V221H47ZM52 222V221H51ZM56 222V221H55ZM62 222V221H61ZM85 222V221H84ZM90 222H92V220L90 219ZM99 222H100V220H99ZM102 222V223H103ZM162 222V221H161ZM170 222H171V218H170ZM21 223H24V221L22 222L21 221ZM35 223V222H34ZM63 223V222H62ZM102 223H101V225H102ZM107 223V221L105 222V224ZM109 223V222H108ZM13 224V223H12ZM36 224V223H35ZM44 224V223H43ZM42 223H41V226L43 225ZM55 224V223H54ZM58 224V223H57ZM64 224V223H63ZM81 224V225H82ZM49 225H52V224H49ZM59 225V224H58ZM67 225V224H66ZM100 225V226H101ZM19 226V225H18ZM17 226V227H18ZM21 226V225H20ZM19 226V227H20ZM32 225L30 224V227H31ZM34 226V225H33ZM37 226V225H36ZM44 226V225H43ZM57 226V225H56ZM70 226V225H69ZM100 226H99V228H100ZM14 227H15V224H14ZM22 227V226H21ZM51 227V226H50ZM53 227V226H52ZM34 228V227H33ZM36 228V227H35ZM56 228V227H55ZM65 228H66V226H65ZM93 228V227H92ZM19 228H16V230H18ZM22 229V228H21ZM43 229H44V231H45V229H47V228H42V232H43ZM52 229H54V228H52ZM51 229V230H52ZM90 229V228H89ZM94 229V228H93ZM93 229H91V230H93ZM98 229V228H97ZM97 229H94V230H97ZM15 230V229H14ZM40 230V229H39ZM47 230H49V229H47ZM46 230V231H47ZM67 230V229H66ZM214 230V229H213ZM216 231H218L219 229H215ZM212 231V232H209V231H207V232H209V233H207V236L205 237L207 240L205 241L204 240V242H202V245L198 248V251L197 250H194V251H196V252H198V254H194V253H196V252H194L193 253V255H192V253H191V255L192 256H194V259H197V258H200L201 256H202V253L203 254H207V253H209V252H211V251H214V253L216 252V250H217V252H219L220 250H223V248H224V242H226L225 240H227L229 237H230V233L229 232H227V231H225V229H224V231L225 232H223L222 233V231H223V229L221 228V234L218 232H216V231ZM31 231H32V227H31ZM30 231V232H31ZM41 231V230H40ZM45 231V232H46ZM76 231V230H75ZM74 231V232H75ZM211 231V230H210ZM21 231H19V233H20ZM48 232V231H47ZM52 232H55V231H52ZM95 232V231H94ZM13 233V232H12ZM51 232H49V234H50ZM65 232H63V234H64ZM76 233H77V231H76ZM92 233H93V231H91V234H90V236L92 235ZM96 233L97 232H95V233H93V234H95L96 235ZM2 234V233H1ZM47 234V233H46ZM56 234V233H55ZM78 234V233H77ZM205 234V233H204ZM219 234H220V236L222 235L223 236V238H222V236H221V238H220V236H219ZM11 235V234H10ZM9 235V236H10ZM16 234H14V237H16L15 236ZM19 235V234H18ZM17 235V237H19ZM97 235H99V234H97ZM21 236V235H20ZM84 236V235H83ZM82 236V237H83ZM1 237H3V235L1 236ZM13 237V236H12ZM57 237V236H56ZM92 237V236H91ZM95 237V236H94ZM8 238H11V237H8ZM19 238H21V237H19ZM43 238V237H42ZM64 238V237H63ZM62 238V239H63ZM104 238V237H103ZM103 238H101V240L99 239V241L97 242H95V243H99V245L97 244V245H95L94 247L95 248H97L96 250H94V252H93V256L91 257V260H89V264H98L100 261V259L98 258L99 257V255L100 254H102L106 249H108V248H106V247H104L103 245H105L106 246V244L108 243L107 241H103L102 239ZM16 239V238H15ZM14 239V240H15ZM41 239V238H40ZM46 239H47V237L45 236V238H44V241L42 240H40L41 242H45L46 244H47V241H46ZM60 239V238H59ZM65 239V238H64ZM82 239H84V238H82ZM203 239V238H202ZM222 239V241L220 242V243H218L220 240ZM11 239H9V241H10ZM13 240V241H14ZM104 240H107V239H104ZM109 240V239H108ZM19 241H21L20 239H19ZM50 241V240H49ZM56 241V240H55ZM70 241H72V240H70ZM112 241V240H111ZM102 242H103V245H102ZM107 242V243H106ZM110 242V241H109ZM24 243V242H23ZM58 243H59V241H58ZM61 243V242H60ZM12 244V243H11ZM17 245L19 244L18 242L16 243ZM91 244V243H90ZM9 245V244H8ZM14 245V244H13ZM13 245H11V246H13ZM42 245V244H41ZM50 245V244H49ZM62 245V244H61ZM15 246V245H14ZM14 246L12 247V249L14 248ZM45 246V245H44ZM59 246V245H58ZM57 246V247H58ZM64 246V245H63ZM99 246V247H98ZM8 248V247H7ZM16 248V247H15ZM17 248H19V247H17ZM17 248H16V250H17ZM106 248V249H105ZM20 249H22V248H20ZM19 249V250H20ZM58 249H59V247H58ZM16 250H14V251H16ZM75 250V249H74ZM148 250V249H147ZM219 250V251H218ZM12 251V250H11ZM21 251V250H20ZM24 251V250H23ZM107 251V250H106ZM143 251V250H142ZM142 251H140V253L142 252ZM145 251V250H144ZM5 252H6V249H5ZM13 253V252H12ZM22 253V252H21ZM59 253H60V251H59ZM61 253H62V251H61ZM60 253V254H61ZM74 253V252H73ZM77 253V252H76ZM76 253L75 254H72V257H75V256H73V255H76ZM145 253H146V251H145ZM213 252H211L210 254H212ZM10 254V253H9ZM62 254H64V253H62ZM61 254V255H62ZM146 254H148V253H146ZM145 254V255H146ZM201 254V255H200ZM210 254H208V255H210ZM14 255H15V253H14ZM142 255H144L143 253L141 254V257L143 258V256ZM149 255H150V252H149ZM196 255H199L197 258H196ZM1 256V255H0ZM3 256H5V255H3ZM17 256V259H18V255H16ZM79 256V255H78ZM77 256V257H78ZM90 254H89V256H88V259L90 258ZM152 256V255H151ZM82 258H79L78 259V262L80 263V264H85V262L87 261L88 262V259H86L85 261H84V259H85V256L83 255V256H81ZM148 257V256H147ZM187 257H188V255H187ZM2 258V256L0 257V259ZM10 258V257H9ZM8 258V259H9ZM14 258V257H13ZM71 258V257H70ZM97 258L99 259L98 260V263H97ZM146 258V257H145ZM149 258V257H148ZM151 258V257H150ZM149 258V259H150ZM202 258H206V255H204ZM3 259H4V257L1 259V262L3 261ZM11 260H12V256H11V258H10ZM15 259V258H14ZM13 259V260H14ZM72 259V258H71ZM76 259V258H75ZM147 259V258H146ZM145 259V260H146ZM148 259V260H149ZM188 260H190L191 258L189 257V258H187ZM201 259V258H200ZM10 260V261H11ZM74 260V259H73ZM201 260H203V259H201ZM6 261V260H5ZM9 261V260H8ZM18 261V260H17ZM76 261V260H75ZM82 261V262H81ZM11 262H13V261H11ZM78 262H73L74 264H79ZM205 262V261H204ZM5 263V262H4ZM13 263H15V262H13ZM18 263V262H17ZM19 263H20V261H19ZM185 263L186 264H188V262L187 261H185ZM195 263H199V260H198V262H197V260H195ZM3 264V263H2ZM57 264V263H56ZM58 264H61V263H58ZM63 264V263H62ZM100 264V263H99ZM203 264H205V263H203Z\"/></svg>","mask_w":264,"mask_h":264}]
</instances>
